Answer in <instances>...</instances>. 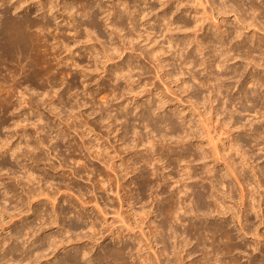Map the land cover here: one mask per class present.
Instances as JSON below:
<instances>
[{
	"label": "rangeland",
	"instance_id": "rangeland-1",
	"mask_svg": "<svg viewBox=\"0 0 264 264\" xmlns=\"http://www.w3.org/2000/svg\"><path fill=\"white\" fill-rule=\"evenodd\" d=\"M58 1L64 2L63 0H58ZM67 1L68 2H78L79 1L78 2L79 5H81L80 3H82V2H83V5H85V4L88 5L87 4L88 2H89V4L90 3H94V1L97 2L96 0H67ZM99 1L102 2L103 4L104 3L106 4V5L105 4L104 5H105V8L107 7V9H106L107 11L108 10L112 11V10H110V8H113L114 5L115 6L120 5L121 2L124 3V1H127L126 3L131 4V6L132 5L135 6L137 4L139 6V3H136L137 0H99ZM193 1L190 0V1H188L190 3L187 2L188 5L190 4L189 8H191L192 12L191 11L189 13H186V12L180 13V12H178V14L175 13L176 14L175 15L174 14L175 9L171 8V10L167 11L166 14H168V16L172 17V18L178 17L177 19H179V20H177V22L179 21V23L184 22V21H186V22L189 21L190 24H193L196 20H198L200 15L201 16H200L199 19H203L202 17L206 16L205 17L206 24L204 22V26L206 27V30H207V31L205 30V34L206 33L207 34H206L205 37L206 38L207 37H211V38H213L212 39L213 41L217 40V37H215L213 35V32L215 31L214 28L211 29L212 31L208 30L210 28L209 24H211L212 21H213L212 20L213 17H212V11H211L210 4L209 3L207 4V2L205 3L206 0H203V2H202L203 9H202L201 8L202 6L199 7L200 5H198L197 1H194V2ZM226 1L228 2V4L230 6H231V2L233 4V1H231V0H229L230 2L228 0H226ZM226 1L225 0H217V1L215 0V2H216L215 5H218V9L220 10L221 8H223L224 2H226ZM254 1H255L256 5L260 6V7L258 6L259 8L262 7V10H264V0H254ZM14 2H16V0H14ZM151 3H153L154 6L156 5L155 7L158 6L156 8L157 10H155V12L152 13L150 15V17L148 18V19H151V17L152 18L154 17L153 19H151L148 22V21H144L142 18H140L135 24V26L138 24L137 27H136L137 28L136 30H135V26L130 24V22L128 21L129 23H127L126 26L124 27V29H126V28H128V29H126V31H123L122 33H120L121 36H123V35L126 36V34L128 33L129 35L127 34V37H134V38H130V40H128V38H127V40H125V43H126L125 46H124V43H123V41H122V39L120 37L117 36L118 38H115L116 35H118V34H115V37H112V36H114V34L112 36L110 35L111 34L110 33L111 29L108 26L109 22H107L106 19H105L106 18V14L108 12L105 13V15L104 14L100 15L101 16L100 17L101 21L99 20V23H100L99 25L101 26V28H99V32L101 34L99 32L97 34H99V37H101V35H102V38L99 39L98 42L96 40H94V41L91 42V44L88 43V45H95L96 46V47L94 46L95 48H93V50L87 49V50H90V51H87L85 49V47H83V49L79 48L80 50L79 49L77 50V48L74 47L76 49L71 48V49H73L72 50L73 52L75 51L74 54H72L73 52H71V53L67 52V48L66 49L64 48L65 46H62L60 43H59L60 45L58 44L57 41H59V39L63 35V37L65 39L63 37L61 39L66 41L65 43H67L68 45L71 43V45H70L71 47L74 46V43H75V41L77 39L83 41L84 42V46L86 45L85 44L86 38L84 37L86 35V33H83L85 31H82V35L83 36L81 38L83 40L80 37L76 38V36H75L76 33L74 32V30L71 27H68L65 23L60 24L59 29L57 31H54L53 34H52V32L50 33V35H48L49 33H47V32L44 33L46 35V38L49 37L47 44L49 42H50V44L47 45L46 47H43V50L41 49V51H42L41 53H42V55L44 57L43 59H44V61H47V60L49 62L52 61V63H50V64H54V65H52V69H53L52 70V74H53V72H55V75L56 74L58 75L57 71H60V72H62V74L65 75V77L62 76L64 78H62L61 76L59 77V75H61V74H59L58 75V77H59L58 79L59 80L57 79V80L51 81L49 83L48 80L46 79L45 82L43 80L39 81L41 84H42V81H43L44 82L43 85L39 84V82H37V84H39V85L30 84V83H28V82H26L24 80V77H25L24 74L23 75L20 74V76L17 75L18 77L13 75L14 79H13V77L11 79L12 74L10 73L11 74L10 75L9 71L5 70V69H10L11 66H12L11 64H8L5 68H4V66L0 67V70H1L0 71L1 72L0 73V80L4 79V80L0 81V83H1L0 88L2 87V92L4 91V93H0V98H2V99H0L1 100L0 101V104H1L0 109H2L6 114L9 113L8 115H6L7 118H9L8 125L9 124L11 125V123H12L11 126L7 125L8 127L5 126V128L4 127H0V137H1L0 139L3 138V140H4V138L6 139V137L9 138V139L12 138L10 140L11 141L10 145H13V147H16V145L18 146L19 144L21 146L23 144L21 146L22 149L20 150V152H22V153L26 150L24 148L25 147L24 145H26L27 143L35 145V144H37L36 142L37 141L39 142V140L42 139L43 137L46 140L45 141L44 138H43V140L45 141L46 145H44V146L40 145V149L36 150L34 153L31 152V154H29V155H27V157H25L26 159L23 157L24 158L23 160H22V158H20L19 161H16L15 159L10 157L11 156L10 154L5 155L4 157H6V159L10 160L9 162L12 161V163H14V164L11 163L12 164L11 166L15 165V166H13L11 168L13 170L9 169L11 166L9 168L5 167L3 169L0 166V168L2 169V170L0 169V184H3L2 188L0 186V213H1V210L3 209L2 213H1L2 215H0V246H2L1 244H3V246H4V247L2 246L4 249L2 247H0V257H1L0 259H3L2 260L3 262H4V259L6 258L5 259L6 261H8V259H9L8 264H19V263L20 264H22V263L23 264H27L28 262H24V261L25 260L27 261L28 258L24 259L25 258L24 256H28L29 255V256H31V259L34 256L33 260L31 261L34 264H47V263L48 264H55L57 262L59 264V262H62V261H63L62 263L64 264L65 257L67 259V255H68L67 252L69 251V255L68 256L71 255L72 258L76 257V259L74 258L73 260H76L78 264L81 263V262H82V264H84V263L85 264H92L89 260L93 259L94 256H95L94 260H95V258L99 259L100 256L105 255L106 251L109 252L110 249L112 250V248L114 249V248H117L119 246L122 247V245L124 246L126 244L125 247L127 245H128L127 246L128 248L132 247L131 250H129L127 248V251L128 250L129 251L125 253L126 257L124 256V259L126 258V261L128 259L127 262H130V264H142L143 262H144L143 264H147V263H145V259L146 260L147 259H151V261L155 263V262H157V260H156L157 256L155 258L154 252L157 251L159 253V251H160V253H161V250L163 249V244L160 243L161 242V237L166 238V239H164V238L163 239L167 241V242L165 241V243L168 245V246L166 245L167 249H168V252L171 253V251L172 252L174 251V247L173 246H175V244H174L175 240H174L172 235L170 236L171 232L169 230L167 231L168 233H163V234L157 233L156 235L151 234L152 227L154 228L155 226H158L160 224L163 225V227H164V225H165V223H164L165 221H163L165 216L162 215L159 212V209H161L163 207V205H164V204H162L161 201L164 200V199H167V196L169 197L171 195V192H172L173 189L167 187V185L164 187V190L159 188L158 190L159 191L161 190L163 192H160L161 194L159 195V198H158V197H156L157 194L153 193L154 190L156 191V189H157L156 185H154V184H156L155 181H157V180L152 175L151 176L146 175V176H144V178L143 177L137 178L138 177V175H136L137 173L135 175H133L134 174L133 173V174H130L128 177H126L125 180H121L120 182H117L119 180L116 178L115 173H113L112 170L111 171L109 170L110 166L109 165H104V164H106L104 160L105 159L108 160L109 156H112L111 158L113 160L111 158H109V160L110 159L111 160L110 161L108 160V161L109 162H113V163L116 162V165H118V166L121 164V162H122L121 160H123V158H124V161H127V159H128L127 156H128L129 151L127 150L126 147H124V149H123V147L121 146V143H120L121 141L120 140L118 141V138H116V135L121 134L122 131L124 130L122 128L123 124H124V126L127 124V128L130 127L129 128L130 130L128 129L129 130V134L126 135V137H125L126 141L130 142V143L133 142V140L136 138V136H135L136 134L133 135L135 133V131H137V132L140 131L139 133L143 132L142 135L143 136H147V134H149L150 131L154 127H156V128H158L157 130L159 132L161 131L160 132L161 135H166V141L162 140V144H163V146H165V148H163V151H160L161 154H164V156H163L164 161L163 162L160 161L161 163L159 162L160 166H163V165L164 166H168L169 165L168 160L165 159L166 158L165 157L166 153H164V152H167L166 149H168L169 146L177 147V146L181 145V143H183V142H184V144L187 143L189 146L186 144L185 148H189L190 150H187V152H185V154L189 155L192 158L191 159L189 157L191 162L192 161L196 162V163L193 162L194 164L192 163L193 165L192 164L191 165H192L193 168L195 167L194 170L197 173L196 174L197 177L195 176L196 178L194 180L190 181L191 183L190 182H188V183L193 184L192 187L195 188L197 193L199 191L203 192L205 184H206V186H205L206 188L209 186V184H208L209 182L206 179H204L202 182L198 183V181H199L198 178H202V179L205 178V176H206V173H205L206 171L205 170H207L204 167V165H203L204 161L203 160L202 161L201 160L200 161L197 160L201 156V151L200 150H196V149H198V145L199 144L202 145V147H204L205 153L208 154V157H209L208 158V162L206 160V163L209 164V167L214 168L215 172H214L213 175L215 176V178H217L218 180H220V181H222L224 183V185H223V183L221 182L222 184H220L218 186L219 190H220V193L222 191H224V192L227 191V190L230 191V189H232L231 187L234 188V190H233L234 192H232V194H230L231 198H228V200H227V203L229 202L227 205L230 204L231 207L234 206L233 207L234 213L236 215H239L238 214V206H240V204H241V201H240L241 200V191H242L241 189L244 190L245 188H244V186L241 188V186L239 185L238 181L236 182V179H235L234 175L230 174L229 170H227L229 165H230V167H233L234 169L236 168L237 172L240 170L239 171V175H241L242 179H244V177H245L250 182L252 181L251 183H254L253 184L254 186L256 185L257 197H258L259 201H260V198L263 196V198H262L263 201H261V204H262V208H263V211H264V128H263L264 127V87L261 86L260 83H257V81L254 78L255 76L256 77L258 76V78L261 77L264 80V78H263L264 72H260V70H257L253 66H251L252 64L251 65L249 64V61L246 59L247 56L245 54L246 52H248V47H249V51H251V52L255 51L256 53L260 54L263 51V53H264V49H261L259 46L254 47V43H253L254 41H256V44H260L261 41H262L263 42L262 44H264V26H263L264 18H263V16H262V19L261 18L258 19L256 27L253 26V27L249 28L250 26H248V25L251 22L250 19L252 18V16L258 17V15H257L258 13L254 14V12L250 8H248V7H250V5H248L249 4L248 1H246V0L241 1L240 0L239 4L241 3L240 5H243V7H244V8H242L243 9L242 10L243 13H241V16L246 18V15H247L246 19L248 20V23H246V26H245V27H248V28L245 30L241 26L239 27V23L237 22V20L235 18V13L234 12L233 13L229 12L230 14L227 13L224 16L219 15L218 12L215 13L214 17L217 20L218 19H220V20L224 19V21L226 20V22H227V23L226 22L225 23L228 24V26L226 25L227 27L226 28L224 27V29H226V30L230 29L228 31H230L229 34H231L232 36L228 34L226 40L230 41V38H231V39H233V41L231 43H229V42L226 43L225 50H227V48L231 49L232 50L231 52L233 54L230 53V55L233 56V58L230 59V61L228 62V66H231L232 68L230 67V69H227V71L225 69L222 70L221 67H219V66H218V68H216L217 64L215 65L216 67L214 66L212 68L213 72L216 69L215 72H214L216 75H219V76L223 75L222 77L226 81L227 86L229 84L228 87H223V89L221 90V92H222L221 100L222 101H226L227 103L225 102L226 104L224 105V107L223 106L219 107V106H217L218 103H215L214 106L217 107V110L215 109V115H213L214 113H213V110H212V107H211L212 103L209 102V101H204V100H207L206 97L209 96V93H208V91L206 89L207 87L203 88L202 85L199 84L200 81H206V78L208 80V77H209L206 74V72L202 71V69H204V66L200 67V64L202 65V61H203L202 57L199 54L195 53V51H192L190 53V57H192V59L195 60V61H193L191 59L193 61V64L195 62H197L198 65L196 63H195L196 65L195 64L194 65L193 64L185 65L183 63L184 59L183 58L180 59V57H181L180 54H183V56H186L190 52L191 48L195 47V45H196L195 42L197 40L196 38L199 37L200 40L202 39L201 35L203 34V31H201V29H198V26L196 27L197 29L192 27L193 25H195V23L191 26L190 30L189 29L187 30V32H186L185 29L178 30L177 29L178 26L174 25L176 27L172 26L173 29L170 27V30L171 29L173 30V34L177 35V36L174 35L175 38H173V39H175L174 41H176L178 39L180 41L178 40V45H177V43H176L177 41H176V42L173 43L175 45L172 46V48L169 47L170 46L169 43H168L169 36H168V34L165 36L166 28H167L165 26L166 24L164 23L165 24L164 25L162 22L154 21V20H157V18H158L157 14L158 13H159V15L161 13L160 16H162V14H163L162 13V8L160 7V4L157 5L158 2H156L154 0H151ZM192 5H193V7L194 6L195 7L193 8ZM31 7L32 8L28 9V11L32 12V10H33V12H35V8L34 7H36V6H34L32 4ZM108 7H109V9H108ZM143 7L146 8V6H144V5L142 6V8ZM173 8H175V6ZM4 9L7 12L8 11L10 13L12 12L11 14L13 16L16 15V14L13 13V11H14L13 5L7 4L4 7L0 8V14H3ZM199 11H201V12H199ZM244 11H246L245 12L246 15L244 14ZM205 12H206V14H205ZM100 13H103V12H100ZM169 13H171L172 15L174 14L173 15L174 17L171 14H169ZM199 13H200V15H199ZM11 14H9V15H11ZM216 14H218L219 16L216 15ZM243 14H244V16H243ZM155 15H156V17H155ZM57 16L60 18L58 21H61L63 19V17H61V13L60 12H59V14H57ZM0 17H1V19H4V17H2V15ZM32 17L36 18L37 16H35V14H34ZM207 17H209V18H207ZM83 20H84L83 22L87 21L86 19H83ZM175 20H176V18H175ZM249 20H250V22H249ZM259 20H260V22H259ZM117 21L120 22V19L117 20ZM190 21L193 22V23H191ZM54 23H56V24H54ZM55 25L58 26V23L57 22H53V27H57ZM131 26H133V27L131 28ZM193 28L196 29V31L193 30ZM257 28L261 29L260 32L255 31ZM129 30H131V31H129ZM60 33H64V34L61 35ZM167 33H172V31H167ZM237 33H239L242 36V38L244 37L243 39L245 40L244 41L245 43L244 42L243 43H239L240 38L238 39L239 34H237ZM59 34H60V36H58ZM197 34H198V36H197ZM208 34H210L211 36L208 35ZM139 35L143 36V37H141L142 39H140V41L137 40V39H139V37H138ZM236 35H237V37H236ZM56 36H58V38ZM186 36L187 37L190 36V38H186ZM95 37H96V35H95ZM149 37H150V39H148ZM113 38H115V39H113ZM119 38H120V40L122 42L119 40ZM135 38H136V40H135ZM68 39H69V41H68ZM131 39H133L134 42H132L133 44L131 43V45H130V43H128V42H130ZM100 40H103V41H100ZM142 40H143V42H142ZM151 40L153 41V43L149 47H147ZM155 40H156V42H155ZM93 42H94V44H93ZM96 42H97V44H96ZM186 42H188V43H186ZM189 42L193 43V44H191L189 46ZM55 43H57V44H55ZM100 43H101V45H99ZM105 43L107 44L106 46H105ZM154 43H156V46H155ZM248 44H250V45H248ZM80 45H83V44H80ZM117 45L119 46L118 48H119L120 52H114V53L112 51L110 52V55L116 53L115 55H112L113 61L109 62V61H106L107 59H105V61H106L105 62L104 60H102V61H104L105 65H104V63H101V62L100 63L96 62L97 64L94 62L95 60H93V57H94L93 54H96V51H100V50L103 51V49H105V48L108 49L109 48L108 46H112L110 48L113 49V47L117 46ZM52 46H54L56 48V50H55V48H52ZM101 46H102V49H101ZM132 46L135 47V48H133ZM157 46L160 47V49H158ZM47 47H48V49L44 50ZM97 47H98V49H97ZM153 47L157 48L158 50H164V51H165V49L168 50V51H165L166 53L168 52L167 54H165L164 51H163L164 52L163 54H161L162 51L160 53L157 52V58H160L162 60L164 59V56H166L165 58H168V60L173 58L172 60H169V62L167 61L168 63L171 62L170 64H168L169 68L168 67L163 68V69L161 67H157L156 68L154 60L149 55H147L149 50H151ZM123 48H124V50H123ZM182 48H184V51L181 50ZM233 48H235V49H233ZM245 48H246V50H245ZM251 49H253V50H251ZM57 50H58V52L59 51L60 52L59 53L56 52ZM147 50H148V52H147ZM44 51H47V52H45L46 54L44 53ZM64 51H66V52H64ZM172 51H174V52H172ZM234 52H235V54H234ZM91 53H93V54H91ZM71 54L75 57L74 60L77 61V63L81 64L80 66L82 68L85 67L84 69H85V71H87L88 76L84 77V75H82V74H84L83 71H82L84 69L76 68L75 65H73V63H72L73 59H71V58H73V56ZM45 55L46 56L48 55L49 58H46ZM52 55H53V57H52ZM168 55L171 56V57H169ZM174 55L177 58L174 57ZM91 56H92V58H91ZM237 56H238V58H237ZM50 58L51 59L53 58L55 61H53V59L50 60ZM68 59H69V61H68ZM220 59L221 58H219L218 60L220 61ZM130 60H131L132 63L130 62ZM150 60L151 61L153 60V61L151 62ZM57 62L59 64H57ZM121 63L122 64L124 63L125 65L127 63H131L133 65V67H132L133 70L131 68L130 69L131 71L130 70L127 71L128 68H126L125 65H121ZM45 64L46 63L44 62V64H43L44 67L47 66V64L46 65ZM114 64H115L116 67H117L118 64H120L119 66L122 68V70H124V68H126L122 72V75H123V73H125L124 76L121 77L119 75V73L116 72V70H115L116 67L114 66ZM171 64H173V65H171ZM180 65L181 66L183 65V66L181 67ZM187 66H188V69H187ZM192 66H193V68H192ZM56 67L59 68V69L57 70ZM90 67H91V69H90ZM88 68H89V70H88ZM3 69H4V71H3ZM233 69H235V70L233 71ZM189 70L192 73H194V75ZM5 71H8V72L6 73ZM88 71L91 72V73H89ZM167 71H170L172 73V76H171V73H170L171 77L168 76L169 72L167 73ZM228 71H229V73H228ZM182 72H183V74H182ZM67 74L69 75V77H68ZM158 74L160 75V77H159ZM21 75L24 76V77H22ZM117 76L119 78H117ZM103 77H105V78H103ZM123 77H125V78H123ZM238 77H239V79H238ZM19 78H20V80H18ZM74 78H75V80H74ZM6 79H7V81H6ZM63 79H64L65 82L63 81ZM72 79L74 81H72ZM117 79H118V81H117ZM185 79L187 80L188 85L191 84L190 86L185 85V83H184ZM199 79H202V80L199 81ZM14 80H15V82H13ZM70 80L72 82H70ZM58 81H60V82H58ZM46 82L49 83V84H47ZM52 82H53V84H52ZM182 82L184 83V85H182L183 84ZM24 83H26V84H24ZM62 84H64V85H62ZM40 85H41V87H40ZM52 85L55 86V87H60V88H54ZM258 85H259V87H258ZM16 86H17V88H16ZM67 86H69V87H67ZM6 88L9 89L8 93L5 92V90H7ZM52 88H53V91H51ZM10 89H11V91H10ZM33 89H34V95H31V93H33ZM54 89H55L56 92H59L57 95L55 94ZM67 89H69V90H67ZM245 90H246V92H245ZM15 91H16V93H14ZM25 91H27V92L25 93ZM44 91L50 92V93L45 92L46 94L48 93L49 96H48V94L47 95L46 94L43 95L42 92H44ZM258 91H259V93H258ZM10 92H11V94H10ZM244 92L246 93V97L244 96ZM3 94H5L7 97H8V95H10V96L6 99V96L4 97ZM21 94H24V95L22 96ZM1 95H3V97H1ZM12 95H14V97H11ZM32 96H33V98H32ZM247 96L250 97L251 99L249 98L250 99L249 100ZM19 97L22 98V100H24L23 101L24 103L22 102V100H20ZM228 97H230V98H228ZM9 98H11V99H9ZM40 98H41V100H39ZM71 98H72V100H71ZM222 98H224L225 100L222 99ZM160 99H162V100H160ZM164 99H165V101H163ZM2 100L4 101V103H3ZM5 100H7V102H5ZM42 100L43 101L44 100L47 101L46 103H49V104L48 105L47 104L46 105L43 104L45 102H42ZM80 100H81V102H79ZM109 100H111V102ZM158 100H159V102H158ZM8 101L10 102L9 104H8ZM11 101H12V104H11ZM19 101L21 102V104H23V105H21L22 108H23L22 110H21V107L16 109V107L20 106ZM50 101L55 103V106L58 105L57 107H60L58 111L57 110L55 111L54 108L50 106V104H51ZM106 101H107V103H106ZM162 101H163V105L164 106L160 107V105L162 104ZM13 102H14V106L13 107L15 109L12 107ZM74 102L76 103V105H75ZM83 103H86V104H83ZM5 104H7V105H5ZM77 104H79V105H77ZM25 106H26V108H25ZM5 107L6 108L11 107L15 111L13 112V111H11L12 109L11 110H10V108L6 109ZM99 107H102V108H99ZM218 107H219V109H218ZM220 108H222V109H220ZM123 109H125V110H123ZM7 110H9V111H7ZM94 110L97 111L98 114L94 113L95 112ZM105 110H107V112ZM147 110L152 111V113L154 111V115H151L152 113L150 112V116H151L150 118H153L152 119L153 121L151 119H150L149 122L144 121V119L142 121V117L145 116V112ZM158 110H159V112H158ZM3 111H2V113L0 112V116H2L4 114ZM63 111H66V112H63ZM101 112H103V114H101ZM118 112H120V113L118 114ZM155 112H156V114H155ZM211 112H212V115H211ZM19 113L21 115H19ZM65 113H66V115H65ZM78 113H79V115H77ZM91 113H93V114H91ZM172 113L175 114L176 116L173 115ZM230 113H233V114H230ZM178 114L181 115V117L184 116L183 118L185 119V121H183V119H179V116H177ZM216 114H218L217 117H216ZM17 115L20 116V117H17ZM67 115H69V116H67ZM114 115H116V117L118 118L117 122H115L113 120V117H115ZM120 115H122V116H120ZM200 115H201V118H200ZM39 116L43 118L45 123L41 122L40 123L41 125L39 124L40 121H37V120H39L38 119ZM202 116H203V118H202ZM88 117H89V119H88ZM100 117L103 118V119L105 118L106 120L104 119L105 121H103V120H101ZM122 118H123V120L121 121ZM124 118H125V120H124ZM128 118L131 119V120H128ZM25 119H28V120L25 121ZM76 119H77V121H76ZM162 119H163V121H162ZM16 120H17V122H14ZM22 120L24 122H22ZM119 120H120V122H119ZM156 120H158V121L156 122ZM167 120H169V121H167ZM18 121H19V124H18L19 126L16 124V123H18ZM28 121L31 122V123H29ZM111 121H113V122H111ZM164 121H165V123L166 122L167 123L165 124ZM86 122L90 123V124H88L89 126L86 125L87 124ZM121 122H123V123H121ZM170 122H171V124H170ZM26 123H27V126H26ZM32 123L33 124L36 123L35 127H33L34 125ZM129 123H131V124H129ZM151 123H152V125H151ZM172 123L175 125L174 128H173V124ZM44 124H46L45 125V129L46 130H45V133L43 132L44 133L43 134V133H41L42 131H39V128H40V126H42ZM102 124L104 125V127H103ZM113 124H114V126H112ZM147 124H149V125H147ZM180 124H182V125H180ZM169 125L172 126V127H170ZM250 125H251V127H250ZM260 125H261V128H260ZM168 126L171 129L173 128V129H176V130L178 129V130L177 131L175 130L176 133L173 134V133H171V131L173 129L171 130ZM88 127L91 128V129H89ZM105 128H107L108 130L105 129ZM36 129H38V130H36ZM133 129H135V130H133ZM77 130H79V131H77ZM254 130H255V132H254ZM257 130H258V132H257ZM22 131H23V133L25 132L24 136H22L23 134H21ZM56 131H57V133H56ZM62 131H63V133H62ZM175 131L173 130L172 132H175ZM17 132H18V134H17ZM59 132H61L62 135ZM177 132H178V134H177ZM28 133H29V135H32L31 137L33 139H31L30 137H27L29 140L26 139V134L28 135ZM82 133L84 134V137H83ZM185 133L186 134L189 133L190 136L187 138ZM191 133H192V135H191ZM14 134H15V136H14ZM45 134H46V137H45ZM98 135H100V136H98ZM109 135H111V136H109ZM161 135H159V136H161ZM169 135H171V136H169ZM182 135L186 137V138L184 137V139H186L185 141H187V142L182 141L181 143H177L175 139L178 138L179 141H180L181 138H179L178 136H182ZM51 136H52V138H51ZM48 137L50 138L51 141H49ZM62 137H63V139H62ZM178 139H177V141H178ZM26 141H28V142H26ZM56 141L58 143H56ZM86 141L90 142L91 144H88V142H86ZM116 141L118 142V144H117ZM52 144H54V145L52 146ZM50 145H51L52 149H50L51 148ZM56 145H58V146H56ZM83 145H85L86 147L83 146ZM131 145L134 146V144H131ZM93 146L96 147V148H94ZM98 146H99V148H97ZM57 147H58V149H57ZM140 147H139V149H142V146H140ZM54 148L57 149V150H55ZM105 149H106V151H104ZM178 149L179 148L177 147V151L180 150V149L179 150ZM100 150H101V152H100ZM115 150H118V151H115ZM27 151L28 150H26L24 153H28V152L30 153V151H28V152ZM92 151H94V153H96V154H94ZM202 152H203V150H202ZM88 153H89V155H88ZM116 153H118V154H116ZM245 153H246V155H244ZM32 154H37L36 156H38V157H42V155H43V157L45 159L42 157V159L44 161L43 162L41 161L39 164H37V163L35 164V162L33 163V161H32V159H33V157H31V156H33ZM122 154H124V155H122ZM161 154L156 156V158L157 157H161L162 156ZM197 154H198V158H197ZM93 155H95V156H93ZM96 155H97L98 158H94V157H96ZM113 155L115 157H113ZM120 155H122V156H120ZM88 156H89V158H88ZM103 156H104V158L102 159ZM118 157H120V159H118ZM30 158H32V159H30ZM193 158H194V160H193ZM1 159L2 158L0 157V160ZM98 160H100V161H98ZM139 160L140 159H138V161ZM103 161H104V163H103ZM172 161H174L173 163L175 165L178 163L177 162L178 159H172ZM247 161H248V163L246 164ZM18 162H20V163H18ZM109 164L111 165V163H109ZM25 165H27L26 169L23 168V166H25ZM141 165H143V164L142 163L138 164V166H141ZM185 165H186L185 163L179 164L177 166V168H179V169H176L174 171L176 174L175 175L173 174V176H176V178H178V177L180 178V176H179L180 172L179 171H181ZM252 166H253L255 171L253 170ZM28 168L29 169H33L34 171L33 170L32 171L35 172L36 176L40 175L39 177L41 178V180L39 179L40 182H39V180H36L35 181L36 183L34 182L32 184H28V185L26 184L25 187H24L23 184H25L27 182V180L20 181V179L18 177L25 176V174L27 173L26 170H28ZM151 168L153 169V167H151ZM180 168H181V170H180ZM261 172H263V173H261ZM123 173H122V175L121 174L120 175L124 176L125 172H123ZM111 174L112 175L114 174L115 176L114 175L112 176ZM15 176L19 180L16 179ZM42 176H43V178H42ZM44 177L46 178V180H44L45 179ZM150 177H152V180H151L152 182L149 181ZM109 179L112 180L114 183L112 181H108ZM138 179H139V181H138ZM146 179L150 183L149 182L144 183V182H146V181H144ZM258 179H260V180L262 179L261 180V186L262 187H259L257 185L256 182H257ZM18 182H22L23 184H21V183L18 184ZM153 182H155V183H153ZM120 183H121V185L122 184L124 185L123 187L121 186V188L119 186ZM134 183L135 184L138 183L137 186ZM141 184H142V187H141ZM143 184H145V185L143 186ZM147 184H150L151 186L149 185L147 187ZM112 185H114V186H112ZM221 185H223L224 187L221 186ZM232 185H234V186H232ZM92 186H94V187H92ZM5 187L6 188H9V187L14 188L16 190L15 191L16 193H14V195L15 194L16 195L15 196L14 195L11 196L12 192H10V194L8 195L9 197L5 196V192L7 190V189H5ZM95 187H96V190L97 189L98 190L96 191V193L94 195L92 191L94 190ZM47 188H49V189H47ZM154 188H156V189H154ZM152 189H154V190L152 191ZM41 190H44V192H45L44 195H41V193H40ZM118 190H119V193H121V194H119L117 196ZM32 191H34V192H32ZM116 191H117V194H116ZM123 191H124V194H123ZM29 192L30 193L32 192L31 195H30ZM79 192H82L84 194L81 193V195H79L80 194ZM138 192H139V194H138ZM224 192L221 193V196H222V194ZM48 193H50V194L48 195ZM57 193H58V195H57ZM189 193H190V191H189ZM45 194H47L48 197ZM54 194H55L56 197L54 196ZM85 194H87V195H85ZM1 195H2V197L4 196L3 198L5 200L1 197ZM37 195H39V196H37ZM120 195L122 197H120V200H119V196ZM259 195H261V197ZM91 196L92 197L95 196L94 197L95 198L94 203H93V198L90 201ZM207 196L208 195L205 194L206 198H207ZM51 197L53 198L54 202H53V200L50 199ZM8 198H10L11 201ZM55 199H56V202H55ZM122 199L123 200L125 199V200L123 201ZM229 199H231V201ZM84 200H86L85 201L86 203L89 201V203L83 204ZM96 201H98L99 206H101V208L105 209L106 213L109 212L108 215L107 214L105 215V214L101 213L103 216L105 215L107 218L105 216H104V218H102L103 216L101 214H99L101 212L100 209H99L100 210L99 213H98V211H95L96 209L98 210L97 205H95ZM122 201H123V203H122ZM158 201H160L161 203H159ZM164 201H166V200H164ZM209 201H211V200L207 199L206 202H209ZM248 201H249V198H248ZM187 203H186V206L189 205V203L188 204ZM159 204L162 207H158ZM120 205L122 207L121 210H119L120 209L119 208ZM17 207H18L19 210L16 209ZM188 207H190V205ZM117 208H119V209H117ZM108 209H110V210H108ZM157 209H158V211H157ZM53 210L56 211V214H55V212ZM4 211H5L6 214L4 213ZM143 211H145L147 213L154 211L155 213H154L153 216L149 215L147 217V215H145ZM111 212H113V214H111ZM115 212H117V213L120 212V214H122V215L126 213L124 215V218H126L128 216L127 217L128 219H122L123 218L122 215H120L121 216L120 219L123 220V221L126 220V223H128V221H129L130 223H128V224H134L135 223L134 221L138 220L139 217H141L144 214L142 216V218L144 217L143 218L144 225H142V227H143L142 229H144L143 231L146 234V238L141 236V233H140L139 229L135 230L136 233H138L137 235L139 236V238L141 236L140 239L143 242L142 245H139V243H137V241L132 240L129 237H126L123 240V243H125V244H123V243L121 244L120 243V239L119 240L118 239L117 240H113L112 238H108V233H105V231H103L106 227H107V230H108L112 226H114V227H112L111 229H115L116 226L117 227L123 226L122 225L123 224L122 221L120 220V222L122 223L121 224L119 222V220H118L120 216L117 217L116 216L117 214ZM122 212H124V213H122ZM183 212L184 211H182V213ZM129 213H130V217H129ZM135 213L136 214H142L143 213V214L142 215H136ZM182 213H181V215H182L181 217H185V216L186 217L182 218V221H184V222H182L180 226H179V224H180L179 222L177 224L178 227H180L179 228V230H180L179 232H181L182 235H183V232H184V236L180 237L179 238L180 240L184 239V237L187 236V228L191 224V222L198 223V220H199L198 218L196 219V217L193 216L194 213H191V214L187 213L184 216H183ZM131 215L134 216V217H132ZM215 215L216 214H213L212 217L209 219L210 222H217L218 223V222H221V221H224V220L229 222V220H230L231 224H230V226L228 228L233 234L236 233L235 225H238V222L235 223L232 216L228 215V217H227L228 219L227 218L223 219V218H221L222 216H217V215L215 216ZM135 217H137V218H135ZM151 217H153V218H151ZM255 217L256 216H254L253 214L250 215V221L255 224V227L260 225V227L262 228V229H260V232L263 233L264 224L261 225V223H260L261 219L260 218H255ZM133 218H135V219H133ZM46 220H48V221H46ZM56 220L58 221V223H56L57 222ZM52 222L53 223L55 222L56 224H53ZM94 222L96 223L97 227H99V229L95 226ZM42 223L45 224V225H43ZM105 223H107V224H105ZM111 223L114 224V225H111ZM162 223H164V224H162ZM46 225H47V227H46ZM108 225H109V227H108ZM29 226H31V229H27ZM104 226H106V227L104 228ZM92 227H95L97 229V232L100 230V232L102 233V234L100 233V237H97V236H99V234H97V232L95 233V235H93V233H91L93 231ZM88 228H90V229H88ZM124 228L125 227H123L122 230L126 229V228L125 229ZM236 228H238V226ZM21 229H24L25 231L27 230L28 232L27 231L25 232L24 230L23 231H18V230H21ZM32 229H34V230H32ZM67 230L70 231V232L65 234ZM164 230L166 231L167 229H164ZM17 231L18 232H22V236H24V237L21 238V237L16 236L19 239L16 238L14 233L15 234L18 233ZM103 232H104V234H103ZM34 233H35V235H34ZM89 233L92 234V236ZM181 233H179V234H181ZM12 234L14 235L15 238H13ZM263 234H262V236H263ZM17 235H20V234H17ZM87 235H89V238L87 237ZM101 235L103 236L102 238H101ZM168 235L170 236V238H169ZM66 236L68 238L69 237L70 238L67 239ZM93 236H95V238ZM46 237H50V238L46 239ZM92 237H93L94 240L92 239ZM189 237L190 236H188V240H190V241L192 240V245L190 247H194V244H196V240L193 239V238L191 239ZM70 239H71V241H70ZM148 239H149V241L151 240V242H152V244H151V247L153 246L152 248H150V246L146 247L148 245L147 243H149L147 241ZM252 239L253 238H248V240H249L248 242L249 243H251L250 241L254 242V239L253 240ZM263 239H264V237H263ZM61 240H62V242H58V241H61ZM1 241H2V243H1ZM6 241H7V244H5ZM53 241H54V244H55V242H57L56 243L57 245L55 244L56 248L58 246L59 247L56 250H54L55 249L54 247H51V249L48 250V247L50 246L49 242H51V244H52ZM118 243L121 244V245H119ZM14 245H15V250H13L12 253L14 251L17 252L16 249L17 250L19 249V252L15 253L16 255L14 254L15 257L13 256V254L12 255L9 254L11 252V250H10L11 247L14 246ZM9 246H10V248H9ZM18 246H20V248ZM263 246H264V243H263ZM44 247H45V249H44ZM63 247H65L64 250H63ZM52 248H54V249H52ZM148 248H150V249H148ZM38 249L41 250V251H39ZM74 249L75 250L77 249V252ZM79 249H82V251L79 250ZM151 249H153L154 251L151 250ZM169 249H170V251H169ZM247 249H248L247 253L248 252H249V254L253 253L252 249L250 247H247ZM20 250H22V251H20ZM43 250H44V252H42ZM90 250H91V253H90ZM140 250H141V253H139ZM37 251H38V253H41L42 255L41 254L39 255L37 253ZM85 251L86 252L89 251L88 252L89 253L88 254L89 257H88V255L85 256L86 260L83 257L84 253H86ZM195 251H196V254L193 255L190 258L187 257L185 255V253L182 254V256L185 257V261H184L185 264H193V263H191V261H194V264L197 263L195 260L198 261V259H197L198 258V247L196 249H194V253H195ZM28 252H31V253H33L35 255L32 254L33 255L32 256ZM70 252H71V254H70ZM129 252H130V254H132V256L130 254H128ZM45 253H46V255H44ZM37 254L39 256L43 257V258L40 257V259L41 258L42 259L39 260L38 262L34 261V260H36V258H38ZM92 255H93V257H92ZM98 255H100V256H98ZM141 255L143 257H141ZM35 256H36V258H35ZM127 256H128V258H127ZM12 257L14 258V261H16V262L11 260ZM21 257H22V259H20ZM71 257H70V260L72 259ZM61 258H62V260L59 261V259H61ZM63 258H64V260H63ZM77 258H78V260H80L79 262H78ZM244 258L245 257H243V260L247 259V258H245V259ZM97 259H96V263L99 262V261L97 262ZM161 259H162L161 261H164L165 260L164 256H162ZM170 259H172V253H171ZM6 261L4 263H7ZM10 262H12V263H10ZM70 262H74V261L71 260ZM87 262H90V263H87ZM105 262L107 263V261L105 260L103 262V264ZM0 263H1V260H0ZM62 263H60V264H62ZM113 263L114 262H112L110 264H113ZM28 264H31V263H28ZM127 264H129V263H127ZM148 264H149V260H148ZM155 264H157V263H155ZM163 264H168V263L164 261Z\"/></svg>",
	"mask_w": 264,
	"mask_h": 264
},
{
	"label": "bare ground",
	"instance_id": "bare-ground-1",
	"mask_svg": "<svg viewBox=\"0 0 264 264\" xmlns=\"http://www.w3.org/2000/svg\"><path fill=\"white\" fill-rule=\"evenodd\" d=\"M64 2H61V1H58V0H16V2H14V0H0V8H2V7H4L5 5H7V4H11V5H13V7H14V11H13V13L14 14H16V15H12L9 11L7 12V11H5V9H4V12H3V14H0V16L2 15V17H4V19H1V17H0V67L1 66H4V68L8 65V64H11L12 66H11V68L10 69H5V70H8L9 71V74L11 73L12 74V76H11V79H12V77H13V79H14V76H17V75H19L20 76V74H24L25 75V77L24 76H22V77H24V80L26 81V82H28V83H30V84H37V82H39V81H41V80H43L44 82L46 81V79L48 80V82L50 83L51 81H54V80H57L60 76L62 77V76H64L65 77V75L64 74H62V72H60V71H57V73H58V75L59 74H61V75H59V77H58V75L56 74L55 75V72H53V74H52V65H54V64H50V63H52V61H44V57H43V55H42V51H41V49L43 50V47H46L47 45H49L50 44V42L47 44V42H48V38H46V35L44 34V33H49L48 35H50V33L52 32V34L54 33V31H57L58 29H59V26H60V24H62V23H65L68 27H71L73 30H74V32L76 33V38L77 37H82L83 35H82V31H85V32H83V33H86V35L84 36L85 38H86V40H85V46H84V42L83 41H81V40H74L75 41V43H74V46H70L71 45V43L68 45L67 43H65L66 41H64L63 39H61L62 37H63V35L62 34H64V33H60L61 35H62V37L59 39V41H57L58 42V44L60 43L62 46H65L64 48L66 49L67 48V52H73L72 50L73 49H76L77 48V50L79 49V48H82L83 49V47H85V49L87 50V49H90V50H93V48H95L96 46L95 45H88V43H90L91 44V42L92 41H94V40H96L97 42L99 41V39H101L102 38V35H101V37H99V34H97L98 32H99V28H101V26L99 25L100 23H99V20L101 21V14H104L105 15V13H107L106 14V21L107 22H109L108 23V26L110 27V35L112 36L113 34H114V36H112V37H115V34H118V35H116V37L115 38H118V37H120L121 39H122V41H123V43H124V46H125V40H127V38H128V40H130V38H134V37H127V34H126V36H121L120 35V33H122L123 31H126V29H128V28H126V29H124V27L126 26V24L127 23H129L130 22V24H132V25H134L135 26V24H136V22L140 19V18H142L144 21H150L151 19H153L152 17H151V19H148L149 17H150V15L152 14V13H154L155 12V10H157L156 8L158 7H155L154 6V2L153 3H151V0H137L136 1V3H139V6H138V4L137 5H135V6H131V4H128V3H126L127 1H124V3H122L121 2V4L120 5H117V6H115L114 5V7L113 8H110V10H112V11H107L106 9H107V7L105 8V5L102 3V2H100L99 0H96L97 2H95L94 1V3H90L89 4V2L87 3L88 5H83V2L82 3H80L81 5H79V1L78 2H68L67 0L65 1V0H63ZM99 1V2H98ZM154 1H156V2H158V4L157 5H159L160 4V7L162 8V16H160L161 15V13H160V15H159V13L157 14V20H154V21H157V22H162L166 27V34H165V36L168 34V36H169V41H168V43H169V47H171L172 48V46H174L175 44H173L174 42H176L177 43V45H178V40H176V41H174L175 39H173V38H175L174 37V35H176V34H173V28H172V26H174V25H176V26H178L177 27V29L178 30H182V29H185L186 30V32H187V30L189 29L190 30V28H191V26L195 23V25H193L192 27H194V28H196L197 26H198V29H201V31H203V34L201 35V37H202V39L200 40L199 39V37L198 38H196L197 40H196V45H195V47H192L191 48V50H190V52L186 55V56H183V54H180V59H184V64L185 65H191V64H193V61H195V60H193L192 59V57H190V53L192 52V51H195V53H197V54H199L201 57H202V65L200 64V67L201 66H204V69H202V71L203 72H206V74L209 76L208 77V80H207V78H206V81H200V80H202V79H199V81H200V85H202V87L203 88H205V87H207L206 89H207V91H208V93H209V96H207L206 98H207V100H204V101H209V102H211L212 103V110H213V115H215V109L217 110V107H215L214 106V104L215 103H218L217 104V106H223L224 107V105L227 103L226 101H222L221 100V95H222V92H221V90L223 89V87H228L229 86V84H228V86H227V84H226V81L223 79V75H221V76H219V75H216L214 72H215V70H214V72H213V70H212V68L217 64V67L216 68H218V66L219 67H221V69L223 70V69H225L226 71H227V69H230V67L231 66H228V62L230 61V59H232L233 58V56H231L230 55V53L231 54H233L231 51V49H229V48H227V50H225V47H226V43L227 42H229V43H231L232 41H233V39H231L230 38V41H227L226 39H227V36H228V34H229V32L230 31H228V30H230V29H228V30H226V29H224V27L226 28L227 26H228V24H226L227 22H226V20L224 21V19H216L214 16H215V13L216 12H218L219 13V15H222V16H224L225 14H230L229 12H231V13H235V18H236V20H237V22L239 23V27L241 26L243 29H247L248 27H245L246 26V23H248V20L246 19L247 18V15L245 14V12L246 11H244V14L246 15V18H244V17H242L241 16V13H243L242 12V8H244L243 7V5H240L239 4V1L240 0H231V1H233V4H232V2H231V6L228 4V2L226 1V2H224V5H223V8H221L220 10L218 9V5H215V0H206L205 1V3L207 2V4L209 3L210 4V6H211V11H212V17H213V21H212V23L211 24H209V26H210V28L208 29V30H211V29H213L214 28V32H213V35L215 36V37H217V40H212L213 38H211V37H205L206 36V34H205V30H206V27L204 26V22H205V24H206V19H205V17H202L203 19H199L200 18V13H199V18H198V20H196L194 23L193 22H191V23H193V24H190L189 23V21L188 22H186V21H184V22H181V23H179V21L177 22V20H179V19H177L178 17H174L173 15L176 13V14H178V12H180V13H184V12H186V13H189L190 11L192 12V10H191V8H189L190 6V4L188 5V3H190V2H188V1H190V0H154ZM193 1V0H192ZM194 1H197L198 2V5H200L199 7H201L202 6V2H203V0H194ZM193 1V2H194ZM217 1V0H216ZM229 1V0H228ZM241 1H243V0H241ZM246 1H248V5H250V7H248V8H250L253 12H254V14L256 13H258L257 15H258V17H255V16H252V18L250 19L251 20V22H250V20H249V22H250V24L248 25V26H250L249 28H251V27H253V26H255L256 27V24H257V21H258V19L259 18H261L262 19V16H263V18H264V10H262V7L261 8H259L260 6L259 5H256V3H255V1L254 0H246ZM81 2V1H80ZM188 2V3H187ZM196 2V3H197ZM220 2V1H219ZM230 2V1H229ZM32 4L34 5V6H36V7H34L35 8V12H33V10H32V12H30V11H28V9H30V8H32L31 6H32ZM114 4V3H113ZM194 4V3H193ZM204 4V3H203ZM223 4V3H222ZM112 5V4H111ZM146 6V8L145 7H143L142 8V6ZM175 6V8H173ZM217 6V7H216ZM259 6V7H258ZM192 7H193V5H192ZM195 7V6H194ZM193 7V8H194ZM207 7V6H206ZM220 7V6H219ZM145 8V9H144ZM171 8L172 9H175V12H174V14L172 15L171 13H169V14H171L174 18H172V17H169L168 16V14H166V12L167 11H169V10H171ZM202 9H203V6L201 7ZM108 9H109V7H108ZM196 9V8H195ZM194 10V9H193ZM199 10V9H198ZM174 11V10H173ZM172 11V12H173ZM59 12L61 13V17H63V19L61 20V21H58L60 18L57 16V14H59ZM100 12H103V13H100ZM199 12H201V11H199ZM22 15H21V14ZM204 13V12H203ZM240 13V14H239ZM9 14H11V15H9ZM20 14V15H19ZM35 14V16H37L35 19L32 17L33 15ZM175 14V15H176ZM205 14H206V12H205ZM244 14H243V16H244ZM103 15V16H104ZM180 15V14H179ZM184 15V14H183ZM189 15V14H188ZM194 15V14H193ZM216 15H218V14H216ZM218 15V16H219ZM251 15V14H250ZM154 16V15H153ZM178 16V15H177ZM203 16V15H202ZM155 17H156V15H155ZM183 17V16H182ZM186 17V16H185ZM100 18V19H99ZM175 18H176V20H175ZM181 18V17H180ZM207 18H209V17H207ZM83 19H86L87 21L86 22H83L84 20ZM120 19V22H118L117 20H119ZM141 19V20H142ZM195 19V18H194ZM181 20V19H180ZM183 20V19H182ZM105 21V22H106ZM129 21V22H128ZM53 22H57L58 23V26L57 25H55V26H57V27H53ZM103 22V21H102ZM142 22V21H141ZM226 22V23H225ZM259 22H260V20H259ZM54 24H56V23H54ZM261 24V23H260ZM102 25V24H101ZM104 25V24H103ZM138 25V24H137ZM137 25L135 26V30L137 29L136 27H137ZM227 25V26H226ZM259 25V24H258ZM176 26H174V27H176ZM263 26H264V23H263ZM133 26H131V28H132ZM140 27V26H139ZM138 27V28H139ZM170 27L172 28L171 30H170ZM254 27V28H255ZM103 28V27H102ZM164 28V29H165ZM193 28V30H195L196 31V29H194ZM241 29V28H240ZM102 30V29H101ZM132 30V29H131ZM131 30H129V31H131ZM242 30V29H241ZM244 30V31H245ZM260 30L261 29H256L255 31H258V32H260ZM62 31V30H61ZM167 31H172V33H167ZM207 31V30H206ZM212 31V30H211ZM176 32V31H175ZM174 32V33H175ZM200 32V31H199ZM262 32V31H261ZM100 33V32H99ZM181 33V32H180ZM192 33V32H191ZM212 33V32H211ZM210 33V34H211ZM232 33V32H231ZM245 33V32H244ZM60 34L58 35V36H60ZM101 34V33H100ZM124 34V33H123ZM131 34V33H130ZM150 34V33H149ZM210 34H208V35H210ZM237 34H239V33H237ZM254 34V33H253ZM74 35V34H73ZM95 35H96V37H95ZM120 35V36H119ZM129 35V34H128ZM132 35V34H131ZM130 35V36H131ZM186 35V34H185ZM229 35H231V34H229ZM244 35V34H243ZM58 36H56L57 38H58ZM65 36V35H64ZM118 36V37H117ZM150 36V35H149ZM177 36V35H176ZM197 36H198V34H197ZM211 36V35H210ZM232 36V35H231ZM230 36V37H231ZM55 37V38H56ZM139 37V39H137V40H139L140 41V39H142L141 37H143V36H141V35H139L138 36ZM185 37V36H184ZM214 37V38H215ZM236 37H237V35H236ZM235 37V38H236ZM56 38V39H57ZM64 38V37H63ZM69 38V37H68ZM115 38H113V39H115ZM120 38H119V40H120ZM186 38H190V36H186ZM204 38V39H203ZM240 38V41H239V43H243L245 40L242 38V36L239 34V36H238V39ZM248 38V37H247ZM246 38V39H247ZM55 39V40H56ZM65 39V38H64ZM67 39V38H66ZM82 39V38H81ZM147 39V38H146ZM145 39V40H146ZM148 39H150V37L148 38ZM152 39V38H151ZM54 40V39H53ZM83 40V39H82ZM112 40V39H111ZM117 40V39H116ZM118 40V41H119ZM135 40H136V38H135ZM144 40V41H145ZM188 40V39H187ZM190 40V39H189ZM236 40V39H235ZM251 40V39H250ZM50 41V40H49ZM68 41H69V39H68ZM67 41V42H68ZM100 41H103V40H100ZM121 41V40H120ZM121 41V42H122ZM138 41V42H139ZM147 41V40H146ZM180 41V40H179ZM184 41V40H183ZM87 42V43H86ZM97 42H96V44H97ZM115 42V41H114ZM132 42H134V40L133 39H131V41L130 42H128V43H130V45H131V43ZM142 42H143V40H142ZM155 42H156V40H155ZM252 42V41H251ZM112 43V42H111ZM127 43V44H128ZM153 43V41L151 40L150 41V43H149V45L147 46V47H149L151 44ZM182 43V42H181ZM186 43H188V42H186ZM228 43V44H229ZM245 43V42H244ZM247 43V42H246ZM254 43V47H257V46H259L261 49H264V44H262L263 42L261 41V43L260 44H256V41H254L253 42ZM55 44H57V43H55ZM59 44V45H60ZM80 44H83V45H80ZM93 44H94V42H93ZM133 44V43H132ZM155 44V46H156V43H154ZM185 44V43H184ZM191 44H193V43H190L189 42V46L191 45ZM233 44V43H232ZM99 45H101V43L99 44ZM103 45V44H102ZM107 44L105 43V46H106ZM129 45V44H128ZM181 45V44H180ZM248 45H250V44H248ZM55 46V45H54ZM54 46H52V48H55ZM82 46V47H81ZM95 46V47H94ZM113 46V45H112ZM112 46H108L109 48L110 47H112ZM135 46V45H134ZM153 46V45H152ZM188 46V45H187ZM186 46V47H187ZM242 46V45H241ZM74 47H76V48H74ZM119 46L117 45V46H114L113 47V49L112 48H105V49H103V51L102 50H100V51H96V54H93V53H91V54H93L94 55V57H93V60H95L94 62L96 63V62H101V63H104V61H105V59H107L106 61H109V62H111V61H113V58H112V55H115V54H111L110 55V52L112 51L113 53L114 52H120L119 51V48H118ZM133 47V46H132ZM178 47V46H177ZM229 47V46H228ZM233 47V46H232ZM235 47V46H234ZM57 48V47H56ZM56 48H55V50H56ZM59 48V47H58ZM70 48V49H69ZM71 48H73V49H71ZM104 48V47H103ZM133 48H135V47H133ZM157 48L158 49H160V47H158L157 46ZM157 48H155V47H153L151 50H149V52H148V50H147V52H148V54L147 55H149L153 60H154V62H155V66H156V68L157 67H161L162 69L163 68H166V67H168L169 68V65L168 64H170V63H168L169 62V60H172V59H169L168 60V58H165L166 56H164V59L162 60V59H160V58H157V52H161L162 51V53L161 54H163L165 51H168V50H166L165 49V51L164 50H158ZM162 48V47H161ZM247 48V47H246ZM246 48H245V50H246ZM48 49V47L47 48H45L44 50H47ZM69 49V50H68ZM97 49H98V47H97ZM100 49V48H99ZM101 49H102V46H101ZM132 49V48H131ZM163 49V48H162ZM169 49V48H168ZM178 49V48H177ZM186 49V48H185ZM233 49H235V48H233ZM51 50V49H50ZM64 50V49H63ZM62 50V51H63ZM80 50V49H79ZM90 50H87V51H90ZM123 50H124V48H123ZM126 50V49H125ZM133 50V49H132ZM135 50V49H134ZM137 50V49H136ZM182 51H184V48H182L181 49ZM251 50H253V49H251ZM52 51V50H51ZM50 51V52H51ZM164 51V52H163ZM181 51V52H182ZM257 51V50H256ZM262 51V50H261ZM45 52H47V51H44V53ZM56 52H58V50L56 51ZM60 52V51H59ZM58 52V53H59ZM64 52H66V51H64ZM75 52V51H74ZM74 52L72 53V54H74ZM85 52V51H84ZM83 52V53H84ZM95 52V51H94ZM144 52V51H143ZM146 52V53H147ZM170 52V51H169ZM172 52H174V51H172ZM176 52V51H175ZM244 52V51H243ZM168 53V52H167ZM166 52H165V54H167ZM260 53V52H259ZM46 54V53H45ZM48 54V53H47ZM71 54V55H72ZM81 54V53H80ZM141 54V53H140ZM171 54V53H170ZM234 54H235V52H234ZM241 54V53H240ZM246 54V59L249 61V64L251 65V66H253L255 69H257V70H260V72H264V53H263V51H262V53H260V54H258V53H256L255 51H249V47H248V52H246L245 53ZM257 54V55H256ZM55 55V54H54ZM92 55V56H93ZM110 55V56H109ZM179 55V54H178ZM46 56V55H45ZM50 56V55H49ZM57 56V55H56ZM73 56V55H72ZM92 56H91V58H92ZM169 56V55H168ZM199 56V57H200ZM52 57H53V55H52ZM169 57H171V56H169ZM174 57H176L175 55H174ZM242 57V56H241ZM244 57V56H243ZM46 58H49L48 57V55L46 56ZM45 58V59H46ZM74 56H73V58H71V59H73L72 60V63H73V65H75V67L76 68H80V69H84V68H82L80 65L81 64H79V63H77V61H75L74 60ZM163 58V57H162ZM177 58V57H176ZM219 58H221L220 59V61L218 60ZM236 58V57H235ZM234 58V59H235ZM237 58H238V56H237ZM53 59V58H52ZM51 58H50V60H52ZM179 59V60H180ZM193 61H192V60ZM61 60V59H60ZM77 60V59H76ZM102 60H104V61H102ZM152 60V61H153ZM177 60V59H176ZM178 60V61H179ZM53 61H55L54 59H53ZM68 61H69V59H68ZM71 61V60H70ZM92 61V60H91ZM105 61V62H106ZM151 61V60H150ZM151 61V62H152ZM168 61V62H167ZM183 61V60H182ZM181 61V62H182ZM197 61V60H196ZM199 61V60H198ZM232 61V60H231ZM246 61V60H245ZM44 62L47 64V66H45L44 67ZM130 62H131V60H130ZM54 63V62H53ZM91 63V62H90ZM98 63V64H99ZM132 63V62H131ZM131 63H127L126 65L123 63H121V65H125L126 66V68H128L127 69V71L128 70H130L132 67H133V65L131 64ZM196 64H197V62H195ZM194 63V64H195ZM45 64V65H46ZM57 64H59L58 62H57ZM97 64V63H96ZM95 64V65H96ZM193 64V65H194ZM195 64V65H196ZM248 64V63H247ZM94 65V64H93ZM101 65V64H100ZM104 65H105V63H104ZM107 65V64H106ZM120 64H118L117 65V67L115 66V64H114V66L116 67V72H118L119 73V75L122 77V76H124L125 75V73H123V75H122V72L126 69V68H124V70H122V68L119 66ZM171 65H173V64H171ZM198 65V64H197ZM249 65V66H250ZM60 66V65H59ZM97 66V65H96ZM181 66V65H180ZM183 66V65H182ZM181 66V67H182ZM236 66V65H235ZM136 67V66H135ZM154 67V66H153ZM180 67V68H181ZM198 67V66H197ZM160 68V69H161ZM192 68H193V66H192ZM232 68V67H231ZM56 69L58 70L59 68H57L56 67ZM79 69V70H80ZM87 69V68H86ZM90 69H91V67H90ZM108 69V68H107ZM136 69V68H135ZM182 69V68H181ZM187 69H188V66H187ZM190 69V68H189ZM61 70V69H60ZM88 70H89V68H88ZM106 70V69H105ZM132 70H133V68H132ZM159 70V69H158ZM169 70V69H168ZM174 70V69H173ZM235 69H233V71H234ZM1 71V70H0ZM3 71H4V69H3ZM8 71H5L6 73L8 72ZM51 71V72H50ZM66 71V70H65ZM83 71V73L84 74H82V75H84V77L85 76H88V73H87V71H85V69L84 70H82ZM92 71V70H91ZM131 71V70H130ZM129 71V72H130ZM171 71V70H170ZM170 71H167V73L169 72V74H168V76L169 77H171L172 76V73L170 72ZM183 71V70H182ZM188 71V70H187ZM190 71V70H189ZM22 72V73H21ZM89 72V71H88ZM157 72V71H156ZM165 72V71H164ZM184 72V71H183ZM183 72H182V74H183ZM191 72V71H190ZM199 72V71H198ZM231 72V71H230ZM1 73V72H0ZM69 73V72H68ZM82 73V72H81ZM89 73H91V72H89ZM158 73V72H157ZM166 73V72H165ZM170 73H171V76H170ZM192 73V72H191ZM223 73V72H222ZM225 73V72H224ZM228 73H229V71H228ZM235 73V72H234ZM259 73V72H258ZM10 74V75H11ZM70 74V73H69ZM193 75H194V73H192ZM200 74V73H199ZM231 74V73H230ZM242 74V73H241ZM7 75V74H6ZM14 75V76H13ZM68 75V74H67ZM81 75V74H80ZM159 75V74H158ZM239 75V74H238ZM252 75V74H251ZM74 76V75H73ZM108 76V75H107ZM167 76V75H166ZM185 76V75H184ZM4 77V76H3ZM10 77V76H9ZM18 77V76H17ZM16 77V78H17ZM64 77H62V78H64ZM68 77H69V75H68ZM72 77V76H71ZM159 77H160V75H159ZM174 77V76H173ZM190 77V76H189ZM227 77V76H226ZM8 78V77H7ZM82 78V77H81ZM103 78H105V77H103ZM108 78V77H107ZM106 78V79H107ZM117 78H119L118 76H117ZM123 78H125V77H123ZM128 78V77H127ZM130 78V77H129ZM163 78V77H162ZM161 78V79H162ZM168 78V77H167ZM228 78V77H227ZM231 78V77H230ZM253 78V77H252ZM255 78V80L257 81V83H260L261 84V86H263L264 87V80L260 77V78H258V76L256 77H254ZM263 78H264V76H263ZM9 79V78H8ZM67 79V78H66ZM69 79V78H68ZM77 79V78H76ZM83 79V78H82ZM105 79V80H106ZM180 79V78H179ZM234 79V78H233ZM238 79H239V77H238ZM1 80H4V79H1ZM0 80V81H1ZM18 80H20V78L18 79ZM17 80V81H18ZM22 80V79H21ZM59 80V79H58ZM61 80V79H60ZM74 80H75V78H74ZM73 79H72V81H74ZM86 80V79H85ZM88 80V79H87ZM103 80V79H102ZM104 80V81H105ZM108 80V79H107ZM120 80V79H119ZM128 80V79H127ZM131 80V79H130ZM6 81H7V79H6ZM9 81V80H8ZM42 81V84L39 82V84H41V85H43V82ZM63 81H64V79H63ZM62 81V82H63ZM71 80H70V82H72ZM117 81H118V79H117ZM129 81V80H128ZM194 81V80H193ZM198 81V82H199ZM233 81V80H232ZM10 82V81H9ZM12 82V81H11ZM13 82H15V80L13 81ZM21 82V81H20ZM19 82V83H20ZM58 82H60V81H58ZM61 82V83H62ZM65 82V81H64ZM68 82V81H67ZM83 82V81H82ZM86 82V81H85ZM252 82V81H251ZM47 83V82H46ZM49 83H47V84H49ZM183 83V82H182ZM184 83H185V85H188V82H187V80L185 79L184 80ZM184 83L182 84V85H184ZM7 84V83H6ZM23 84V83H22ZM24 84H26V83H24ZM39 84H37V85H39ZM52 84H53V82H52ZM66 84V83H65ZM72 84V83H71ZM77 84V83H76ZM0 85H1V83H0ZM19 85V84H18ZM21 85V84H20ZM41 85H40V87H41ZM51 85V84H50ZM62 85H64V84H62ZM73 85V84H72ZM75 85V84H74ZM191 85V84H190ZM190 85H188V86H190ZM3 86V85H2ZM11 86V85H10ZM30 86V85H29ZM28 86V87H29ZM36 86V85H35ZM53 86V85H52ZM51 86V87H52ZM13 87V86H12ZM23 87V86H22ZM34 87V86H33ZM54 88H60V87H55V86H53ZM67 87H69V86H67ZM76 87V86H75ZM231 87V86H230ZM258 87H259V85H258ZM11 88V87H10ZM16 88H17V86H16ZM47 88V87H46ZM233 88V87H232ZM246 88V87H245ZM1 90V92L0 93H4V91L2 92V87L0 88ZM4 89V88H3ZM7 89V88H6ZM12 89V88H11ZM11 89H10V91H11ZM62 89V88H61ZM60 89V90H61ZM71 89V88H70ZM16 90V89H15ZM43 90V89H42ZM45 90V89H44ZM59 90V89H58ZM57 90V91H58ZM67 90H69V89H67ZM66 90V91H67ZM75 90V89H74ZM87 90V89H86ZM199 90V89H198ZM229 90V89H228ZM256 90V89H255ZM51 91H53V88H52V90ZM201 91V90H200ZM206 91V90H205ZM5 92H9V89H7V90H5ZM13 92V91H12ZM27 91H25V93H26ZM45 92H48V91H44V92H42L43 93V95L44 94H46ZM54 92H55V94L57 95L59 92H56L55 91V89H54ZM63 92V91H62ZM65 92V91H64ZM116 92V91H115ZM245 92H246V90H245ZM244 92V96L246 97V93ZM257 92V91H256ZM14 93H16V91L14 92ZM31 93V92H30ZM48 93H50V92H48ZM47 93V94H48ZM258 93H259V91H258ZM6 94V93H5ZM5 94H3L4 95V97L7 95H5ZM10 94H11V92H10ZM46 94V95H47ZM69 94V93H68ZM67 94V95H68ZM252 94V93H251ZM3 95H1V97H3ZM20 95V94H19ZM22 96L24 95V94H21ZM31 95H34V89H33V93H31ZM41 95V94H40ZM60 95V94H59ZM92 95V94H91ZM248 95V94H247ZM10 95H8V97H9ZM48 96H49V94H48ZM77 96V95H76ZM224 96V95H223ZM262 96V95H261ZM7 96H6V99L8 98ZM11 97H14V95H12ZM21 97V96H20ZM19 97V98H20ZM93 97V96H92ZM248 97V96H247ZM18 98V99H19ZM25 98V97H24ZM31 98V97H30ZM32 98H33V96H32ZM37 98V97H36ZM48 98V97H47ZM56 98V97H55ZM58 98V97H57ZM64 98V97H63ZM66 98V97H65ZM77 98V97H76ZM115 98V97H114ZM192 98V97H191ZM225 98V97H224ZM224 98H222V99H224ZM228 98H230V97H228ZM250 97H248V99H249ZM0 99H2V98H0ZM9 99H11V98H9ZM8 99V100H9ZM46 99V98H45ZM234 99V98H233ZM238 99V98H237ZM240 99V98H239ZM244 99V98H243ZM251 99V98H250ZM249 99V100H250ZM13 100V99H12ZM20 100H22V98H20ZM39 100H41V98L39 99ZM38 100V101H39ZM58 100V99H57ZM64 100V99H63ZM71 100H72V98H71ZM77 100V99H76ZM108 100V99H107ZM113 100V99H112ZM160 100H162V99H160ZM225 100V99H224ZM232 100V99H231ZM235 100V99H234ZM1 101V100H0ZM3 101V100H2ZM10 101V100H9ZM8 101V104L10 103ZM18 101V100H17ZM24 100H22V102H23ZM69 101V100H68ZM85 101V100H84ZM91 101V100H90ZM110 102H111V100H109ZM108 101V102H109ZM115 101V100H114ZM163 101H165V99L163 100ZM163 101H162V104L160 105V107L161 106H164L163 105ZM5 102H7V100H5ZM37 102V101H36ZM35 102V103H36ZM42 102H45V103H43V104H49V103H46L47 101H43L42 100ZM51 102V101H50ZM62 102V101H61ZM76 102V101H75ZM74 102V103H75ZM79 102H81V100L79 101ZM158 102H159V100H158ZM226 102V103H225ZM3 103H4V101H3ZM24 103V102H23ZM57 103V102H56ZM63 103V102H62ZM71 103V102H70ZM69 103V104H70ZM93 103V102H92ZM106 103H107V101H106ZM165 103V102H164ZM243 103V102H242ZM11 104H12V101H11ZM16 104V103H15ZM19 104H20V106L19 107H16V109L17 108H20L21 107V110L23 109L22 108V106L21 105H23V104H21V102L19 101ZM65 104V103H64ZM83 104H86V103H83ZM88 104V103H87ZM94 104V103H93ZM111 104V103H110ZM5 105H7V104H5ZM57 105V104H56ZM61 105V104H60ZM75 105H76V103H75ZM77 105H79V104H77ZM95 105V104H94ZM11 106V105H10ZM14 106V102H13V105H12V107ZM50 106L51 107H53L54 108V110L56 111H58L59 110V108L60 107H57V106H55V103H53V102H51V104H50ZM71 106V105H70ZM84 106V105H83ZM0 107H1V104H0ZM66 107V106H65ZM82 107V106H81ZM159 107V108H160ZM219 107H218V109H219ZM6 108V107H5ZM10 108V110L11 111H15V110H13V108H11V107H9ZM9 108H6V109H9ZM25 108H26V106H25ZM75 108V107H74ZM85 108V107H84ZM99 108H102V107H99ZM15 109V108H14ZM62 109V108H61ZM104 109V108H103ZM149 109V108H148ZM151 109V108H150ZM220 109H222V108H220ZM243 109V108H242ZM247 109V108H246ZM1 111V113H2V109H0ZM19 110V109H18ZM96 110V109H95ZM94 110V111H95ZM122 110V109H121ZM123 110H125V109H123ZM144 110V109H143ZM161 110V109H160ZM211 110V111H212ZM6 111V110H5ZM7 111H9V110H7ZM17 111V110H16ZM69 111V110H68ZM73 111V110H72ZM102 111V110H101ZM106 112H107V110H105ZM116 111V110H115ZM148 111V112H147ZM146 112H145V116L144 117H142V121H143V119H144V121H146V122H149L150 121V119L152 120L153 118H150L151 116H150V112L152 113V111H150V110H147ZM4 112V111H3ZM12 112V113H13ZM53 112V111H52ZM51 112V113H52ZM63 112H66V111H63ZM70 112V111H69ZM75 112V111H74ZM86 112V111H85ZM105 112V113H106ZM126 112V111H125ZM158 112H159V110H158ZM157 112V113H158ZM229 112V111H228ZM259 112V111H258ZM11 113V112H10ZM81 113V112H80ZM94 113H97V111H95ZM113 113V112H112ZM111 113V114H112ZM120 112H118V114H119ZM129 113V112H128ZM144 113V112H143ZM9 114V113H8ZM8 114H6L5 112H4V114L2 115V116H0V127H4L5 128V126L6 127H8L9 125H8V123H9V118H7V116L6 115H8ZM17 114V113H16ZM15 114V115H16ZM91 114H93V113H91ZM98 114V113H97ZM100 114V113H99ZM101 114H103V112H101ZM100 114V115H101ZM110 114V115H111ZM114 114V113H113ZM122 114V113H121ZM140 114V113H139ZM142 114V113H141ZM155 114H156V112H155ZM162 114V113H161ZM173 114V113H172ZM180 114V113H179ZM177 115V116H179V119H183V121H185V119L183 118L184 116H182L181 117V115ZM230 114H233V113H230ZM14 115V114H13ZM19 115H21L20 113H19ZM58 115V114H57ZM60 115V114H59ZM62 115V114H61ZM65 115H66V113H65ZM77 115H79V113L77 114ZM95 115V114H94ZM108 115V114H107ZM123 115V114H122ZM122 115H120V116H122ZM125 115V114H124ZM151 115H154V111H153V113L151 114ZM173 115H175V114H173ZM211 115H212V112H211ZM217 115L218 114H216V117H217ZM29 116V115H28ZM67 116H69V115H67ZM81 116V115H80ZM102 116V115H101ZM106 116V115H105ZM104 116V117H105ZM115 117H113V120L115 121V122H117L118 121V118L116 117V115H114ZM119 116V117H120ZM142 116V115H141ZM159 116V115H158ZM157 116V117H158ZM176 116V115H175ZM17 117H20V116H18L17 115ZM40 117V116H39ZM38 117V119L39 120H37V121H40L39 122V124L41 123V122H44V120H43V118L42 117H40L39 118ZM111 117V116H110ZM155 117V116H154ZM27 118V117H26ZM69 118V117H68ZM79 118V117H78ZM101 118V117H100ZM112 118V117H111ZM110 118V119H111ZM200 118H201V115H200ZM202 118H203V116H202ZM214 118V117H213ZM235 118V117H234ZM12 119V118H11ZM10 119V120H11ZM88 119H89V117H88ZM105 119V118H104ZM103 118H101V120H103V121H105ZM109 119V120H110ZM157 119V118H156ZM219 119V118H218ZM231 119V118H230ZM19 120V119H18ZM28 119H25V121H27ZM73 120V119H72ZM83 120V119H82ZM123 120V118L121 119V121ZM124 120H125V118H124ZM127 120V119H126ZM128 120H131V119H129L128 118ZM165 120V119H164ZM171 120V119H170ZM233 120V119H232ZM13 121V120H12ZM21 121V120H20ZM30 121V120H29ZM28 121V122H29ZM76 121H77V119H76ZM79 121V120H78ZM153 121V120H152ZM155 121V120H154ZM158 120H156V122H157ZM162 121H163V119H162ZM167 121H169V120H167ZM14 122H17V120L16 121H14ZM22 122H24L23 120H22ZM72 122V121H71ZM100 122V121H99ZM111 122H113V121H111ZM119 122H120V120H119ZM124 122V121H123ZM123 122H121V123H123ZM127 122V121H126ZM145 122V123H146ZM161 122V121H160ZM215 122V121H214ZM262 122V121H261ZM29 123H31V122H29ZM45 123V122H44ZM87 124V126H89L88 124H90V123H88V122H86ZM108 123V122H107ZM164 123H165V121H164ZM167 123V122H166ZM165 123V124H166ZM174 123V122H173ZM172 123V124H173ZM188 123V122H187ZM15 124V123H14ZM17 125L19 124V121H18V123H16ZM15 124V125H16ZM25 124V123H24ZM33 124V123H32ZM35 124L36 123H34L33 125V127H35ZM74 124V123H73ZM104 124V123H103ZM102 124V125H103ZM126 124V123H125ZM129 124H131V123H129ZM156 124V123H155ZM170 124H171V122H170ZM175 124V123H174ZM173 124V128H174V125ZM8 125V126H7ZM11 125H12V123H11ZM10 125V126H11ZM14 125V126H15ZM23 125V124H22ZM21 125V126H22ZM38 125V124H37ZM36 125V126H37ZM41 125V124H40ZM45 125L46 124H44V125H42V126H40V128H39V131H42L41 133H45ZM72 125V124H71ZM77 125V124H76ZM147 125H149V124H147ZM151 125H152V123H151ZM154 125V124H153ZM159 125V124H158ZM180 125H182V124H180ZM185 125V124H184ZM187 125V124H186ZM19 126V125H18ZM26 126H27V123H26ZM29 126V125H28ZM112 126H114V124L112 125ZM134 126V125H133ZM170 126V125H169ZM168 126V127H169ZM52 127V126H51ZM67 127V126H66ZM84 127V126H83ZM103 127H104V125H103ZM132 127V126H131ZM154 127V126H153ZM159 127V126H158ZM170 127H172V126H170ZM169 127V128H170ZM250 127H251V125H250ZM24 128V127H23ZM38 128V127H37ZM85 128V127H84ZM89 128V127H88ZM96 128V127H95ZM122 128L124 129H122L123 131H122V133L121 134H118V135H116V138H118V141L120 140L121 142V146L123 147V149H124V147H126L127 148V150L129 151V153H128V159H127V161H124V158H123V160H121L122 162H121V164L118 166V165H116V162L115 163H113V162H109L112 158V156H109L108 157V160H109V158H111L109 161L108 160H104L105 161V163L106 164H104V165H109L110 166V171L112 170L113 171V173H115V175H116V178L119 180V181H117V182H120L121 180H125L126 179V177H128L130 174H133V175H135L136 173V175H138V177L137 178H139V177H143L144 178V176H146V175H149V176H153V177H155V179L158 181H155L156 182V184H154V185H156V188H154V189H156V191L154 190V189H152V191L154 190V192L153 193H155V194H157L156 195V197H158L159 198V195L161 194L160 192H163V191H159L158 189L159 188H161V189H163L164 190V187L167 185V187H169V188H172L173 190H172V192H171V195L168 197L167 196V199H164V200H166V201H164V200H160L161 202H162V204H164L163 205V207L162 206H160V204H159V206L158 207H162L161 209H159V212L162 214V215H164L165 216V218H164V220L163 221H165L164 223H165V225H164V227H163V225H158V226H155L154 228L152 227V230H151V234H154V235H156L157 233H159V234H163V233H168L167 231L169 230L170 232H171V234H170V236L172 235L173 236V238H174V240H175V246H173L174 247V251L172 252L171 251V253H172V259H170V256H171V253H169L168 252V249H167V244L165 243V241L166 240H164V239H166V238H164V237H161V242L160 243H162L163 244V249L161 250V253H160V251H159V253L157 252V251H155L154 252V254H155V258H156V256H157V262H155V263H157V264H163V262L165 261V262H167L168 264H185V257L184 256H182V254L183 253H185V255L187 256V257H192L193 255H195L196 254V251H195V253H194V249H196L197 247H198V261L197 260H195L197 263H195V264H264V246H263V243H264V239H263V237H264V231H263V233H261L260 232V229H262L261 227H260V225H258L257 227H255V224L253 223V222H251L250 221V215H254V216H256L255 218H260L261 219V225H263L264 224V211H263V208H262V204H261V201H263L262 200V198H263V196L261 197V195H259L260 197V201H259V199H258V197H257V191H256V185L254 186L253 184L254 183H251L247 178H245L244 177V179H242L241 178V175H239V171L237 172V169L235 168H233V167H230V165H229V167H228V169L227 170H229V172H230V174H232V175H234V177H235V179H236V182L238 181V183H239V185L241 186V188L244 186V190L243 189H241L242 191H241V204H240V206H238V214L239 215H236L235 213H234V211H233V207H231L230 206V204L229 205H227L228 203H227V200H228V198H231V196H230V194H232V192H234L233 190H234V188L233 187H231L232 189H230V191L229 190H227V191H222V192H224L223 194H222V196H221V193H220V190H219V185L220 184H222L223 182L222 181H220V180H218L217 178H215V176L213 175L214 174V172H215V170H214V168H212V167H209V164H207L206 163V160H207V162H208V154H206L205 153V151H204V147H202V145H198V149H196V150H200L201 151V156H200V158H198V154H197V160L198 161H204V163H203V165H204V167L207 169V170H205L204 172L206 173V176H205V178H198L199 179V181H198V183L199 182H202L204 179H206V180H208V184H209V188L207 189L205 186H206V184H205V186H204V189H203V192H201V191H199L198 193L196 192V190H195V188L194 187H192V185L193 184H190L191 182L190 181H192V180H194L197 176H196V172H195V170H194V168L192 167V165L194 164L193 162H195V161H192L191 162V160L189 159V155H187V154H185V152H187V150H190L189 148H185V146H186V144H184V142L183 143H181L182 141H185L186 139H184V137L185 136H178L179 138H181V140L179 141V139H178V141H177V139H175L176 140V142L177 143H181V145H179V146H177L179 149V151H177V147H174V146H169L168 147V149H166V151L167 152H164V153H166L165 155V159H167L168 160V162H169V165L168 166H160L159 165V162L161 161V162H163L164 161V159H163V156H164V154H161V152L160 151H163V148H165V146H163V144H162V140L164 141H166V135H161V131L159 132L157 129L158 128H156V127H154L151 131H150V133L149 134H147V136H143L142 135V133H139V132H137V131H135V133L133 134V135H135L136 136V138L133 140V142H127L126 141V135H128L129 134V128H127V124L124 126V124H123V126H122ZM135 128V127H134ZM172 128V129H173ZM176 128V127H175ZM254 128V127H253ZM260 128H261V125H260ZM264 128V127H263ZM89 129H91V128H89ZM105 129H107V128H105ZM117 129V128H116ZM129 129V130H128ZM132 129V128H131ZM136 129V128H135ZM135 129H133V130H135ZM147 129V128H146ZM171 129V128H170ZM171 129V130H172ZM185 129V128H184ZM191 129V128H190ZM251 129V128H250ZM18 130V129H17ZM36 130H38V129H36ZM72 130V129H71ZM74 130V129H73ZM93 130V129H92ZM108 130V129H107ZM118 130V129H117ZM116 130V131H117ZM132 130V131H133ZM150 130V129H149ZM174 131L176 130V129H173ZM172 130V131H173ZM178 130V129H177ZM176 130V131H177ZM182 130V129H181ZM27 131V130H26ZM77 131H79V130H77ZM88 131V130H87ZM101 131V130H100ZM170 131V130H169ZM168 131V132H169ZM171 131V133H176V131L175 132H172ZM262 131V130H261ZM49 132V131H48ZM47 132V133H48ZM89 132V131H88ZM93 132V131H92ZM96 132V131H95ZM118 132V131H117ZM134 132V131H133ZM132 132V133H133ZM186 132V131H185ZM254 132H255V130H254ZM257 132H258V130H257ZM25 133V132H24ZM24 133H23V131L21 132V134H23L22 136H24ZM40 133V132H39ZM43 133V134H44ZM56 133H57V131H56ZM59 133H61V132H59ZM62 133H63V131H62ZM62 133H61V135H62ZM87 133V132H86ZM105 133V132H104ZM116 133V132H115ZM244 133V132H243ZM252 133V132H251ZM250 133V134H251ZM16 134V133H15ZM15 134H14V136H15ZM17 134H18V132H17ZM16 134V135H17ZM20 134V133H19ZM20 134V135H21ZM83 134V133H82ZM91 134V133H90ZM99 134V133H98ZM163 134V133H162ZM177 134H178V132H177ZM184 134V133H183ZM186 134V133H185ZM13 135V134H12ZM48 135V134H47ZM57 135V134H56ZM65 135V134H64ZM97 135V134H96ZM159 135H161V136H159ZM168 135V134H167ZM191 135H192V133H191ZM9 136V135H8ZM32 135H29V133H28V135L26 134V139H28L27 137H30L31 139H33L32 137H31ZM49 136V135H48ZM60 136V135H59ZM98 136H100V135H98ZM109 136H111V135H109ZM169 136H171V135H169ZM175 136V135H174ZM190 135H189V133L188 134H186V137L188 138ZM254 136V135H253ZM261 136V135H260ZM10 137V136H9ZM12 137V136H11ZM45 137H46V134H45ZM61 137V136H60ZM83 137H84V134H83ZM132 137V136H131ZM134 137V136H133ZM146 137V138H145ZM159 137V138H158ZM177 137V136H176ZM185 137V138H186ZM262 137V136H261ZM1 138V137H0ZM44 138V137H43ZM43 138L42 139H38L39 140V142L37 141L36 143L37 144H35V145H32V144H29V143H27L26 145H24L23 147L26 149V150H28V151H30V153L28 152V153H22V152H20V150L22 149L21 148V146L23 145L22 143V145L20 146V144L17 146L16 145V147H13V145H10V143H11V139L12 138H7L6 137V139L4 138V140H3V138L2 139H0V157L2 158L1 160H0V166L2 167V169L3 168H5V167H10L12 164H14V163H12V161L11 162H9L10 160H8V159H6V157H4L5 155H8V154H10L11 156V158H13V159H15L16 161H19V159L20 158H22V160L25 158V157H27V155H29V154H31V152H35L36 150H38V149H40V145L41 146H44V145H46L45 144V138H44V140H43ZM51 138H52V136H51ZM175 138V137H174ZM48 139H49V141H51L50 140V138L48 137ZM47 139V140H48ZM62 139H63V137H62ZM87 139V138H86ZM105 139V138H104ZM184 139V140H183ZM29 140V139H28ZM85 140V139H84ZM129 140V139H128ZM171 140V139H170ZM188 140V139H187ZM261 140V139H260ZM98 141V140H97ZM107 141V140H106ZM132 141V140H131ZM168 141V140H167ZM174 141V140H173ZM263 141V140H262ZM26 142H28V141H26ZM86 142H88V141H86ZM99 142V141H98ZM117 142V141H116ZM170 142V141H169ZM185 142H187V141H185ZM190 142V141H189ZM33 143V142H32ZM49 143V142H48ZM56 143H58L57 141H56ZM88 144H91L90 142H88ZM98 144V143H97ZM117 144H118V142H117ZM131 144H134V146L133 145H131ZM171 144V143H170ZM15 145V144H14ZM54 144H52V146H53ZM176 145V144H175ZM188 145V144H187ZM56 146H58V145H56ZM73 146V145H72ZM83 146H85V145H83ZM95 146V145H94ZM93 146V147H94ZM140 146H142V149H139V147ZM189 146V145H188ZM50 147H51V145H50ZM55 147V146H54ZM86 147V146H85ZM91 147V146H90ZM92 147V148H93ZM119 147V146H118ZM194 147V146H193ZM192 147V148H193ZM42 148V147H41ZM73 148V147H72ZM94 148H96V147H94ZM93 148V149H94ZM97 148H99V146L97 147ZM141 148V147H140ZM50 149H52V147L50 148ZM55 149V148H54ZM57 149H58V147H57ZM57 149H55V150H57ZM116 149V148H115ZM121 149V148H120ZM76 150V149H75ZM91 150V149H90ZM131 150V151H130ZM202 150H203V152H202ZM40 151V150H39ZM73 151V150H72ZM87 151V150H86ZM103 151V150H102ZM104 151H106V149L104 150ZM103 151V152H104ZM108 151V150H107ZM115 151H118V150H115ZM126 151V150H125ZM38 152V151H37ZM93 153H94V151H92ZM100 152H101V150H100ZM122 152V151H121ZM120 152V153H121ZM127 152V151H126ZM125 152V153H126ZM197 152V151H196ZM98 153V152H97ZM106 153V152H105ZM109 153V152H108ZM119 153V152H118ZM118 153H116V154H118ZM190 153V152H189ZM91 154V153H90ZM94 154H96V153H94ZM104 154V153H103ZM107 154V153H106ZM105 154V155H106ZM162 155L161 157H157L156 158V156H158V155ZM33 156H31V157H33V159L32 158H30V159H32V161H33V163L35 162V164L37 163V164H39L41 161L43 162L44 160L42 159V157H43V155H42V157H38V156H36L37 154H32ZM88 155H89V153H88ZM101 155V154H100ZM99 155V156H100ZM108 155V154H107ZM106 155V156H107ZM111 155V154H110ZM122 155H124V154H122ZM122 155H120V156H122ZM193 155V154H192ZM244 155H246V153L244 154ZM93 156H95V155H93ZM24 157V158H23ZM101 157V156H100ZM113 157H115L114 155H113ZM193 157V156H192ZM44 158V157H43ZM88 158H89V156H88ZM91 158V157H90ZM94 158H98L97 157V155H96V157H94ZM104 158V156L102 157V159ZM191 158V157H190ZM244 158V157H243ZM10 159V158H9ZM26 159V158H25ZM45 159V158H44ZM118 159H120V157H118ZM138 159H140L139 161H138ZM159 159V160H158ZM172 159H178V163L175 165L173 162L174 161H172ZM192 159V158H191ZM113 160V159H112ZM190 160V161H189ZM193 160H194V158H193ZM245 160V159H244ZM98 161H100V160H98ZM104 161H103V163H104ZM108 161V162H107ZM138 161V162H137ZM246 161V160H245ZM160 162V163H161ZM12 163V164H11ZM18 163H20V162H18ZM109 163H111V165L109 164ZM139 163H142L143 165H141V166H138V164ZM181 163H185L186 165L183 167V169L181 170V168H180V170L181 171H179L180 172V174H179V176H180V178L178 179V178H176V176H173V174L175 175L176 173L174 172L176 169H179V168H177V166L179 165V164H181ZM193 163V164H192ZM196 163V162H195ZM199 163V162H198ZM248 163V161L246 162V164ZM22 164V163H21ZM192 164V165H191ZM63 165V164H62ZM167 165V164H166ZM234 165V164H233ZM232 165V166H233ZM241 165V164H240ZM13 166H15V165H13ZM13 166H11L9 169H11ZM38 166V165H37ZM51 166V165H50ZM118 166V167H117ZM151 167H153V169L151 168ZM23 168H27V165H25V166H23ZM52 168V167H51ZM252 168H253V166H252ZM1 169V168H0ZM1 169V170H2ZM53 169V168H52ZM152 169V170H151ZM11 170H13V169H11ZM33 169H29L28 168V170H26L27 171V173L25 174V176H20V177H18L19 179H20V181H23V180H27V182L25 183V184H23L22 182H18V184H23V186L25 187V185L27 184H32V183H34L36 180H41V178L39 177L40 175H38V176H36V174H35V172H33L32 171ZM169 170V171H168ZM242 170V169H241ZM244 170V169H243ZM253 170H254V168H253ZM255 171V170H254ZM262 171V170H261ZM14 172V171H13ZM123 172H125V175L124 176H121L122 175V173ZM261 173H263V172H261ZM75 174V173H74ZM110 174V173H109ZM121 174V175H120ZM124 174V173H123ZM241 174V173H240ZM255 174V173H254ZM73 175V174H72ZM112 175V174H111ZM114 175V174H113ZM112 175V176H113ZM114 175V176H115ZM225 175V174H224ZM227 175V174H226ZM148 176V177H149ZM178 176V175H177ZM196 176V177H195ZM46 177V176H45ZM44 177V178H45ZM223 177V176H222ZM228 177V176H227ZM15 178H16V176H15ZM18 178H16V179H18ZM42 178H43V176H42ZM135 178V177H134ZM133 178V179H134ZM147 178V177H146ZM224 178V177H223ZM260 178V177H259ZM18 179V180H19ZM90 179V178H89ZM105 179V178H104ZM114 179V178H113ZM149 179V178H148ZM154 179V178H153ZM242 179V180H241ZM40 180H39V182H40ZM44 180H46V178L44 179ZM43 180V181H44ZM136 180V179H135ZM152 180V177H150V182H152L151 181ZM262 180V179H261ZM261 180L260 179H258L257 180V185L259 186V187H262L261 186ZM92 181V180H91ZM107 181V180H106ZM108 181H112V180H108ZM132 181V180H131ZM138 181H139V179H138ZM144 181H146V182H144V183H147V182H149L147 179L146 180H144ZM170 181V182H169ZM104 182V181H103ZM113 182V181H112ZM111 182V183H112ZM134 182V181H133ZM149 182V183H150ZM155 182H153V183H155ZM188 182H190V183H188ZM197 182V181H196ZM222 182V183H221ZM255 182V181H254ZM36 183V182H35ZM100 183V182H99ZM108 183V182H107ZM114 183V182H113ZM140 183V182H139ZM237 183V184H238ZM255 183V184H256ZM103 184V183H102ZM101 184V185H102ZM135 184V183H134ZM138 184V183H137ZM137 184H135L136 186H137ZM231 184V183H230ZM2 185L3 184H0V186H1V188H2ZM117 185V184H116ZM115 185V186H116ZM145 184H143V186H144ZM150 184H147V187L149 186ZM223 185H224V183H223ZM223 185H221V186H223ZM229 185V184H228ZM5 186V185H4ZM9 186V185H8ZM95 186V185H94ZM94 186H92V187H94ZM104 186V185H103ZM112 186H114V185H112ZM119 186H120V188H121V186L123 187L124 185L122 184L121 185V183L119 184ZM135 186V187H136ZM140 186V185H139ZM151 186V185H150ZM232 186H234V185H232ZM100 187V186H99ZM141 187H142V184H141ZM153 187V186H152ZM151 187V188H152ZM224 187V186H223ZM222 187V188H223ZM41 188V187H40ZM45 188V187H44ZM102 188V187H101ZM228 188V187H227ZM5 189H7L6 190V192H5V196H8L9 194H10V192H12L11 193V196H13L14 195V193H16L15 191V189L14 188H11V187H9V188H6L5 187ZM46 189V188H45ZM47 189H49V188H47ZM100 189V188H99ZM123 189V188H122ZM125 189V188H124ZM224 189V188H223ZM93 190V189H92ZM98 190V189H97ZM96 187L94 188V190L92 191L93 192V194L95 195V193H96ZM101 190V189H100ZM121 190V189H120ZM40 191V190H39ZM189 191H190V193H189ZM32 192H34V191H32ZM31 192V193H32ZM30 193V192H29ZM31 193H30V195H31ZM41 195H44V190H41ZM39 193V194H40ZM80 194L79 195H81V193L82 192H79ZM127 193V192H126ZM125 193V194H126ZM50 193H48V195H49ZM82 194H84V193H82ZM116 194H117V191H116ZM119 194H121V193H119V190H118V194H117V196L119 195ZM123 194H124V191H123ZM122 194V195H123ZM138 194H139V192H138ZM163 194V193H162ZM205 194L206 195H208L207 196V198L205 197ZM16 195V194H15ZM14 195V196H15ZM29 195V196H30ZM45 195H47V194H45ZM48 195H47V197H48ZM53 195V194H52ZM57 195H58V193H57ZM85 195H87V194H85ZM153 195V194H152ZM35 196V195H34ZM37 196H39V195H37ZM54 196H55V194H54ZM83 196V195H82ZM81 196V197H82ZM163 196V195H162ZM1 197H2V195H1ZM4 197V196H3ZM2 197V198H3ZM9 197V196H8ZM50 197V196H49ZM56 197V196H55ZM95 197V196H94ZM94 197H92L91 196V199H90V201L92 200V198H93V203H94V200H95V198ZM120 197H122L121 195L119 196V200H120ZM132 198V197H131ZM130 198V199H131ZM233 198V197H232ZM248 198H249V201H248ZM4 199V198H3ZM7 199V198H6ZM9 200H10V198H8ZM51 200H53V198L51 197L50 198ZM85 199V198H84ZM162 199V198H161ZM178 199V200H177ZM207 199H210L211 201H209V202H206L207 201ZM5 200V199H4ZM123 200V199H122ZM125 200V199H124ZM123 200V201H124ZM128 200V199H127ZM158 200V199H157ZM230 201H231V199H229ZM11 201V200H10ZM86 200H84V202H85ZM99 201V200H98ZM98 201H96V203H95V205H97V207H98V210L96 209L95 211H98V213L100 212V210H101V212L99 213V214H109V212L108 213H106L105 212V209H103V208H101V206H99V203H98ZM123 201H122V203H123ZM160 201H158L159 203H161ZM190 201V202H189ZM53 202H54V200H53ZM55 202H56V199H55ZM83 202V201H82ZM83 202V204H87V203H89V201L86 203H84ZM166 202V203H165ZM189 203V205H190V207H188L189 205H187L186 206V203ZM121 203V202H120ZM127 203V202H126ZM125 203V204H126ZM187 203V204H188ZM161 204V205H162ZM106 205V204H105ZM108 205V204H107ZM236 205V204H235ZM88 207V206H87ZM103 207V206H102ZM108 208V207H107ZM120 208V209H119ZM119 208H117V209H119V210H121V205H120V207ZM16 209H18V207L16 208ZM100 209V210H99ZM5 210V209H4ZM19 210V209H18ZM108 210H110V209H108ZM2 211H3V209L1 210V213H2ZM54 212H55V214H56V211L55 210H53ZM116 211V210H115ZM157 211H158V209H157ZM182 211H184L183 213H182ZM114 212V211H113ZM113 212H111V214H113ZM121 212V211H120ZM120 212H115L116 214V216L118 217V216H120V215H122V214H120ZM144 212V214L145 215H147V217L149 216V215H151V216H153L154 215V211L153 212H145V211H143ZM0 213V215H2ZM4 213H5V211H4ZM19 213V212H18ZM42 213V212H41ZM58 213V212H57ZM87 213V212H86ZM97 213V212H96ZM122 213H124V212H122ZM181 213L183 214V216L184 215H186L187 213H194V217H196V219L198 218L199 220H198V223H196V222H191V224L188 226V228H187V236L186 237H184V239H182V240H180L179 238L180 237H183L184 236V232H183V235H182V233L181 232H179L180 230H179V228L180 227H178V222L180 223L179 224V226L181 225V223L182 222H184V221H182V218H185V217H181L182 215H181ZM246 213V214H245ZM6 214V213H5ZM43 214V213H42ZM101 214V215H102ZM126 214V213H125ZM125 214H123L122 215V219H128L127 217L126 218H124V215ZM136 214V213H135ZM143 214V213H142ZM142 214H136V215H142ZM143 214V215H144ZM189 214V215H190ZM213 214H216L217 216H222L221 218H223V219H225V218H227L228 217V215H230V216H232L233 217V220H234V222L236 223V222H238V225H235V231H236V233L235 234H233L230 230H229V226H230V220H229V222H227L226 220H224V221H221V222H210L209 221V219L212 217V215ZM96 215V214H95ZM104 215V216H105ZM142 215V216H143ZM215 215V216H216ZM10 216V215H9ZM99 216V215H98ZM103 216V215H102ZM101 216V217H102ZM104 216L102 217V218H104ZM115 216V217H116ZM132 216V215H131ZM142 216L141 217H139V219L138 220H136V221H134L133 223L135 224H128V223H130L128 220V223H126V220L125 221H123V220H121L120 218H121V216L119 217V222H120V220L122 221V225L123 226H121V227H115V229H111L112 227H114V226H112L111 228H109L108 230H107V225L106 226H104V230L103 231H105V233H108V238H112L113 240H119L120 239V243L122 244L123 243V240L126 238V237H129V238H131L132 240H135V241H137V243H139V245H142V240L140 239L141 238V236H143V237H145L146 238V234H145V232L143 231L144 229H142L143 227H142V225H144V222H143V218H142ZM192 216V215H191ZM41 217V216H40ZM54 217V216H53ZM100 217V218H101ZM106 217V216H105ZM129 217H130V213H129ZM132 217H134V216H132ZM204 217V218H203ZM22 218V217H21ZM27 218V217H26ZM107 218V217H106ZM105 218V219H106ZM135 218H137V217H135ZM135 218H133V219H135ZM151 218H153V217H151ZM11 219V218H10ZM95 219V218H94ZM98 219V218H97ZM104 219V220H105ZM166 219V220H165ZM194 219V218H193ZM228 219V218H227ZM232 219V218H231ZM259 219V220H260ZM13 220V219H12ZM145 220V219H144ZM186 220V219H185ZM20 221V220H19ZM46 221H48V220H46ZM57 221V220H56ZM95 221V220H94ZM100 221V220H99ZM106 221V220H105ZM131 221V220H130ZM187 221V220H186ZM93 222V221H92ZM97 222V221H96ZM104 222V221H103ZM49 223V222H48ZM53 223V222H52ZM56 223H58V221L56 222ZM55 222L53 223V224H56ZM146 223V222H145ZM164 223H162V224H164ZM43 224V223H42ZM93 224V223H92ZM94 224H95V226L97 227V225H96V223L94 222ZM105 224H107V223H105ZM151 224V223H150ZM29 225V224H28ZM43 225H45V224H43ZM104 225V224H103ZM111 225H114V224H112L111 223ZM125 225V226H124ZM52 226V225H51ZM238 226V228H236ZM46 227H47V225H46ZM102 227V226H101ZM108 227H109V225H108ZM123 227H125L124 229L125 230H122L123 229ZM260 227V228H259ZM27 228V227H26ZM41 228V227H40ZM68 228V227H67ZM79 228V227H78ZM77 228V229H78ZM91 228V227H90ZM90 228H88V229H90ZM98 229H99V227H97ZM27 229H31V226H29ZM64 229V228H63ZM92 229H93V231L91 232V233H93V235H95V233L97 232V229L95 228V227H92ZM136 229H139L140 230V233H141V236H140V238H139V236L137 235L138 233H136ZM164 229H167L166 231L164 230ZM186 229V228H185ZM24 229H21V230H18V231H23ZM32 230H34V229H32ZM42 230V229H41ZM66 230V229H65ZM83 230V229H82ZM264 230V229H263ZM17 231V232H18ZM25 231V230H24ZM27 231V230H26ZM25 231V232H26ZM75 231V230H74ZM89 231V230H88ZM184 231V230H183ZM16 232V231H15ZM28 232V231H27ZM68 232H70V231H66V233L65 234H67ZM72 232V231H71ZM153 232V233H152ZM63 233V232H62ZM73 233V232H72ZM71 233V234H72ZM77 233V232H76ZM100 230L97 232V234H99V236H97V237H100ZM179 233H181V234H179ZM17 234H20V235H17ZM29 234V233H28ZM74 234V233H73ZM72 234V235H73ZM90 234V233H89ZM102 234V233H101ZM103 234H104V232H103ZM262 234H263V236H262ZM14 235H15V237L16 236H18V237H24V236H22V232H18V233H14ZM14 235L12 234V236H13V238H15L14 237ZM34 235H35V233H34ZM75 235V234H74ZM91 236H92V234H90ZM50 236V235H49ZM54 236V235H53ZM163 236V235H162ZM167 236V235H166ZM169 236V235H168ZM170 236H169V238H170ZM188 236H190L189 238H193V239H195L196 240V244H194V247H190L191 245H192V240L190 241V240H188ZM250 236V237H249ZM18 237H16V238H18ZM51 237V236H50ZM50 237H46V239L47 238H50ZM67 237V236H66ZM87 237L89 238V235H87ZM94 238H95V236H93ZM93 237H92V239H93ZM103 236L101 235V238H102ZM70 238V237H69ZM68 237H67V239H69ZM80 238V237H79ZM164 238V239H163ZM248 238H253L254 239V242H252V241H250L251 243H249L248 241ZM19 239V238H18ZM58 239V238H57ZM72 239V238H71ZM71 239H70V241H71ZM82 239V238H81ZM91 239V238H90ZM89 239V240H90ZM168 239V238H167ZM252 239V240H253ZM16 240V239H15ZM51 240V239H50ZM53 240V239H52ZM63 240V239H62ZM62 240L61 241H58V242H62ZM94 240V239H93ZM100 240V239H99ZM3 241V240H2ZM2 241H1V243H2ZM36 241V240H35ZM69 241V240H68ZM92 241V240H91ZM90 241V242H91ZM97 241V240H96ZM149 243H147L148 245L146 246V247H149L150 246V248H152L151 247V244H152V242H151V240L149 241V239L147 240ZM146 241V242H147ZM4 242V241H3ZM34 242V241H33ZM37 242V241H36ZM95 242V241H94ZM118 242V241H117ZM167 242V241H166ZM57 242H55V244H56ZM64 243V242H63ZM68 243V242H67ZM66 243V244H67ZM5 244H7V241L5 242ZM4 244V245H5ZM32 244V243H31ZM54 244V241H53V243L51 244V242H49V247H48V250L49 249H51V247H54V248H52V249H54V250H56L57 248H56V245ZM59 244V243H58ZM116 244V243H115ZM119 244V243H118ZM121 244H119V245H121ZM123 244H125V243H123ZM146 244V243H145ZM2 246H3V244H1ZM33 245V244H32ZM126 245V244H125ZM125 245L123 246L122 245V247L121 246H119V247H117V248H112V250L110 249V251L109 252H105V255H103V256H100V255H98V256H100L99 257V259H97V258H95V260H94V257H93V255H92V257H93V259H91V260H89L92 264H103V262L106 260L107 261V263L105 262L104 264H110V263H112V262H114L113 264H127V263H129L130 264V262H127L128 261V259H127V261H126V258L124 259V256H125V253L126 252H128L129 250H131V248L129 247H125ZM154 245V244H153ZM167 245V246H166ZM2 246H0V247H2ZM6 246V245H5ZM45 246V245H44ZM63 246V245H62ZM101 246V245H100ZM4 247V246H3ZM2 247V248H3ZM19 248H20V246H18ZM17 247V248H18ZM67 247V246H66ZM172 247V246H171ZM170 247V248H171ZM247 247H250L251 249H252V254H249V252L247 253ZM1 248V249H2ZM9 248H10V246H9ZM8 248V249H9ZM47 248V247H46ZM85 248V247H84ZM83 248V249H84ZM119 248V249H118ZM127 248L129 249L128 251H127ZM150 248H148V249H150ZM4 249V248H3ZM44 249H45V247H44ZM65 249V247H63V250ZM142 249V248H141ZM154 249V248H153ZM153 249H151V250H153ZM11 252L9 253L10 255H12L13 254V256H14V254L15 253H17V252H19V249L17 250L16 249V251L17 252H13L12 253V251L13 250H15V245L14 246H12L11 247ZM23 250V249H22ZM22 250H20V251H22ZM39 250V249H38ZM75 250V249H74ZM79 250H81L82 251V249H79ZM107 250V249H106ZM139 250V249H138ZM39 251H41V250H39ZM47 251V250H46ZM68 251V250H67ZM71 251V250H70ZM76 252H77V249L75 250ZM87 251V250H86ZM85 251V252H86ZM154 251V250H153ZM169 251H170V249H169ZM42 252H44V250L42 251ZM48 252V251H47ZM72 252V251H71ZM71 252H70V254H71ZM89 252V251H88ZM88 252H86V253H84V259L86 258L85 256H87L89 253ZM133 252V251H132ZM138 252V251H137ZM28 253H30V255H32L33 253H31V252H28ZM27 253V254H28ZM36 253V252H35ZM37 253H38V251H37ZM66 253V252H65ZM90 253H91V250H90ZM134 253V252H133ZM139 253H141V250L139 251ZM138 253V254H139ZM8 254V253H7ZM26 254V255H27ZM39 255L41 254V253H38ZM37 254V256H38V258H36V256H35V258H36V260H34V261H39V260H41L43 257L42 256H39ZM67 254L69 255V251L67 252ZM83 254V253H82ZM101 254V253H100ZM104 254V253H103ZM128 254H130V252L128 253ZM16 255V254H15ZM33 255H35V254H33ZM32 255V256H33ZM42 255V254H41ZM44 255H46V253L44 254ZM49 255V254H48ZM67 255V259H66V257H65V260H64V258H63V260H64V264H78L77 263V261L76 260H73L74 258L76 259V257H74V258H72L71 257V255L70 256H68ZM96 255V254H95ZM127 255V254H126ZM131 256H132V254H130ZM140 255V254H139ZM144 255V254H143ZM29 256V255H28ZM24 256L25 258L24 259H26V258H28L27 259V261L25 260L24 262H28V263H33V262H31L32 260H33V258H34V256H33V258L31 259V256ZM66 256V255H65ZM145 256V255H144ZM162 256H164V261H161L162 259H161V257ZM10 257V256H9ZM15 257V256H14ZM40 257H42L41 259H40ZM45 257V256H44ZM69 257V258H68ZM70 257L72 258L71 260L72 261H74V262H70L71 260H70ZM88 257H89V255H88ZM97 257V256H96ZM126 257V256H125ZM141 257H143L142 255H141ZM148 257V256H147ZM243 257H245V258H247L246 260H243ZM1 258V257H0ZM8 258V257H7ZM127 258H128V256H127ZM132 258V257H131ZM146 258V257H145ZM150 258V257H149ZM196 258V257H195ZM244 258V259H245ZM6 259V258H5ZM4 259V262L6 261ZM20 259H22V257L20 258ZM23 259V260H24ZM31 259V260H30ZM38 259V260H37ZM58 259V258H57ZM69 259V260H68ZM80 259V258H79ZM83 259V260H84ZM96 259H97V262L98 263H96ZM144 259V258H143ZM1 260V263L0 264H8V261H9V259H8V261H6L7 263H4L2 260L3 259H0ZM11 260H13L14 261V258L12 257V259ZM10 260V261H11ZM22 260V261H23ZM60 260H62V258L61 259H59V261ZM77 260H78V258H77ZM82 260V261H83ZM86 260V259H85ZM148 260H149V264H155L154 262H152L151 261V259H145V263H147L148 264ZM30 261V262H29ZM76 261V262H75ZM80 260H78V262H79ZM126 261V262H125ZM14 262H16V261H14ZM13 262V263H14ZM21 262V261H20ZM63 262V261H62ZM62 262H59V264L60 263H62ZM90 262H87V263H90ZM143 262V261H142ZM10 263H12V262H10ZM22 263V262H21ZM27 263V264H28ZM36 263V262H35ZM144 263V262H143ZM142 263V264H143ZM191 263H193L194 264V261H191ZM20 264V263H19ZM23 264V263H22ZM34 264V263H33ZM48 264V263H47ZM55 264H58V262L57 263H55ZM63 264V263H62ZM79 264H82V262L81 263H79ZM85 264V263H84Z\"/></svg>",
	"mask_w": 264,
	"mask_h": 264
}]
</instances>
